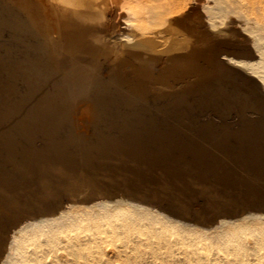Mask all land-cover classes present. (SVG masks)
I'll return each instance as SVG.
<instances>
[{"label": "bare ground", "instance_id": "1", "mask_svg": "<svg viewBox=\"0 0 264 264\" xmlns=\"http://www.w3.org/2000/svg\"><path fill=\"white\" fill-rule=\"evenodd\" d=\"M13 4L11 5V6H13L14 4H15V6L17 7V9L19 10H23L25 13H26V17H27V15H28V18L30 19V22H31V24L35 27V29H37V31L38 32H40L39 34H41L42 33V31H43V28H46V25H47V27L49 28V31H50V38H48V40H47V42L50 44V45H48L47 43V45L48 46H50V48H51V50L53 49L56 53H57V55H58V52L59 51H61L60 49H62L63 50V48H65L66 50H74V51H77V50H82V52H87L86 53V55L87 54H92V56H94V60H95V58H101V61H103L102 63H104L103 65L105 66V69H103V70H101L102 72H103V76L104 77H102V78H108L109 77V75H111V73H113V72H115V71H120V73H121V71H122V76L121 77H119V80H120V82L122 83V81L124 82V84H126V85H128V88H130V92H131V90L132 91H135V92H131V93H137V92H140V91H143V90H145L146 92H147V89H145L146 87H149V89L150 88H152V89H155V90H157V96L159 95L158 94V91L160 92V91H165V92H169L170 94L171 93H173V92H179V94L178 95H181L180 93L181 92H189V91H191V90H193V89H195V91H196V88H202V90L204 89V87H207L206 85L208 84V83H210V81H212L213 79H216L217 77L219 78V76H227V78H228V76H231V77H234L235 79H238L239 80V83L240 84H242L241 83V80L243 81H247V82H251V83H253V87L255 88V91H257L258 93V95H261L262 97H264V0H10ZM15 8V7H14ZM126 11H124V13H126V14H122L123 13V9ZM14 10V9H13ZM7 11V10H6ZM49 11H53L54 12V16H55V18L53 17V19L51 18L50 20H47L46 22H47V24L44 26L43 24H42V18L44 17L45 19L44 20H46L48 17V15H47V13L49 12ZM122 11V12H121ZM22 12V11H21ZM24 13V14H25ZM22 17V16H21ZM23 18V17H22ZM25 19V18H24ZM26 21H27V18H26ZM9 23V22H8ZM29 23V22H28ZM25 24V23H24ZM31 26V25H30ZM32 26V27H33ZM23 27H24V25H23ZM32 27H30V28H32ZM100 28L102 29H105V30H103V32L105 31V32H107L105 35H101L100 33H99V31H100ZM34 29V30H35ZM48 30V29H47ZM102 32V31H101ZM4 33V32H3ZM18 33V32H17ZM45 34V33H44ZM13 37H15V36H13ZM21 37V36H20ZM41 37V36H40ZM44 37H45V35H44ZM46 39V38H45ZM1 41V40H0ZM41 42V41H40ZM41 44V43H40ZM1 45V44H0ZM15 45V44H14ZM42 45V44H41ZM6 47V46H5ZM32 47V46H31ZM29 48V47H28ZM8 49V48H7ZM11 49V48H10ZM37 49V48H36ZM5 50V49H4ZM18 51V50H17ZM44 51V50H43ZM74 51H72V52H74ZM69 52V51H68ZM78 52V51H77ZM81 52V51H80ZM80 52H78V53H80ZM85 52H84V55H85ZM41 53V52H40ZM52 53L54 54V52L52 51ZM63 53V52H62ZM70 53H71V51H70ZM77 53V54H78ZM61 54V53H60ZM77 54H75V56H77ZM52 55V54H51ZM64 55V54H63ZM79 55V54H78ZM80 55H81V53H80ZM83 55V54H82ZM81 55V56H82ZM83 55V56H84ZM40 56V55H39ZM56 56V55H55ZM74 56V57H75ZM82 56V57H83ZM88 56V55H87ZM90 56V58L92 57L91 55H89ZM16 57V56H15ZM49 57H51V56H49ZM68 57H69V54H68ZM18 58V57H17ZM44 58V57H43ZM53 58V57H52ZM51 58V59H52ZM55 58V57H54ZM56 58H59V56L58 57H56ZM60 58H61V56H60ZM78 58V57H77ZM73 58V60H71L70 59V61H71V64L68 66V68L65 70V74L64 75H66L67 76V78L69 77V85H70V88L72 87V89L71 90H74V89H77V82H79V80H80V78H79V80L77 81V79H73L76 75H79L81 72L80 71H82V68L83 67H85L86 66V64H85V66L83 65L84 63H82L83 61H81L80 59L81 58ZM85 58V57H84ZM64 59V58H63ZM62 59V60H63ZM85 59H88V58H85ZM96 59V60H97ZM21 60V59H20ZM36 60V59H35ZM60 60V59H59ZM65 60H67L66 58H65ZM64 60V61H65ZM91 60V59H90ZM24 61V60H23ZM22 61V62H23ZM36 61H38V60H36ZM56 61H58V60H56ZM55 61V62H56ZM70 61H68V63L70 62ZM98 61H100V60H97V62ZM100 61V62H101ZM51 62V61H50ZM60 62V61H59ZM67 62V61H66ZM84 62L86 63V61L84 60ZM93 62V61H92ZM94 62H96V61H94ZM1 63V62H0ZM43 63V62H42ZM63 63V62H62ZM4 64V63H3ZM2 64V65H3ZM16 64V63H15ZM44 64V63H43ZM57 64V63H56ZM93 64V63H92ZM95 64V63H94ZM98 64H99V62H98ZM5 65V64H4ZM29 65V64H28ZM49 65V64H48ZM51 65H53V67H54V65H55V63L52 61L51 63H50V65L49 66H51ZM57 65H60V63L59 64H57ZM89 65V64H88ZM88 65H87V67H88ZM102 65V66H103ZM36 66V65H35ZM47 66V65H46ZM49 66H47V67H49ZM63 65H61V67H62ZM67 66V65H66ZM66 66L65 67H63V69L64 68H66ZM93 66V65H92ZM96 66V65H95ZM100 66V64L98 65V67ZM37 67V66H36ZM53 67H51V68H53ZM58 67H60V66H58ZM93 68V67H92ZM3 69V68H2ZM30 69V68H29ZM56 70H58L57 68H55ZM62 69V68H61ZM88 69V68H87ZM90 69H91V66H90ZM99 69V68H98ZM102 69V68H101ZM45 70H48V69H46L45 68ZM54 70V69H53ZM60 70V69H59ZM84 70V69H83ZM93 70V69H92ZM92 70H90V71H92ZM100 70V69H99ZM12 71V70H11ZM17 71V70H16ZM44 71V70H43ZM52 71V70H51ZM98 71V70H97ZM1 72V71H0ZM45 72V71H44ZM54 72H55V70H54ZM83 72V71H82ZM89 72V71H88ZM87 72V73H88ZM116 72V73H117ZM12 73V72H11ZM41 73V72H40ZM39 73V74H40ZM49 73H50V69H49ZM56 73V72H55ZM60 73V72H59ZM63 73V72H62ZM85 73H86V70H85ZM84 73V75H87V74H85ZM93 73H95L94 71H93ZM92 73V74H93ZM100 73V72H99ZM21 74V73H20ZM38 74V73H37ZM38 74V75H39ZM45 74V73H44ZM48 74V73H47ZM51 74V73H50ZM53 74V73H52ZM57 74V73H56ZM61 74V73H60ZM60 74L58 75V78L60 79L62 76H60ZM109 74V75H108ZM115 74V73H114ZM118 74V73H117ZM8 75V74H7ZM10 75V74H9ZM43 75V74H42ZM49 75V74H48ZM96 75V74H95ZM121 75V74H120ZM20 76V75H19ZM47 76V75H46ZM53 76H55V75H53ZM57 76V75H56ZM60 76V77H59ZM65 76V77H66ZM89 76V75H88ZM90 76H94V75H90ZM89 76V77H90ZM100 76V75H99ZM15 77V76H14ZM35 77V76H34ZM39 77V76H38ZM43 77V76H42ZM49 77V76H48ZM64 77V76H63ZM79 77V76H78ZM84 77V76H83ZM82 77V78H83ZM113 77V76H112ZM112 77H111V79H112ZM118 77V76H117ZM116 75H115V77H113L115 80H116ZM51 78H52V76H51ZM57 78V77H56ZM66 78V80H68ZM93 78H95V77H93ZM8 79V78H7ZM18 79V78H17ZM35 79V78H34ZM46 79V78H45ZM89 79V78H88ZM220 79V78H219ZM20 80V79H19ZM48 80V79H47ZM46 80V81H47ZM82 80V79H81ZM85 80H86V77H85ZM90 81H91V79H89ZM93 80H96V79H93ZM108 80H110V79H108ZM223 81H224V78L222 79ZM222 80H220L219 82H221ZM229 80V79H228ZM228 80H227V85H228ZM30 81V80H29ZM32 81H33V79H32ZM36 81V80H35ZM54 81H55V79H54ZM63 81H65V80H63L62 79V82ZM101 81L102 80H100V83H101ZM104 81V80H103ZM118 81V78H117V80L116 81H114V83L115 82H117ZM38 82V81H37ZM37 82H36V84H37ZM40 82H44V80L43 81H40ZM49 82V81H48ZM84 82V81H83ZM99 82V81H98ZM110 82H112V80L110 81ZM215 82V81H214ZM218 82V81H217ZM3 84H4V82H2ZM26 83V82H25ZM30 84L32 83V82H29ZM55 83V82H54ZM57 83H58V81H57ZM59 83H61V82H59ZM85 83V82H84ZM88 83H90V82H88ZM97 83V82H96ZM96 83H95V85H96ZM99 83V84H100ZM225 83H226V81H225ZM224 83V84H225ZM35 84V83H34ZM41 84V83H40ZM39 84V85H40ZM47 83L45 82L44 83V85H46ZM63 84V83H62ZM61 84V85H62ZM94 84V83H93ZM214 84V83H213ZM220 84H223V82L222 83H220ZM244 84V83H243ZM1 85V84H0ZM9 85V84H8ZM15 85V84H14ZM28 85V84H27ZM33 84H31V86H32ZM52 85V83L49 85V86H51ZM54 85H56V84H54ZM58 85V84H57ZM56 85V86H57ZM60 85V84H59ZM63 85H65V84H63ZM91 86H92V81H91V84H90ZM105 85H106V83H105ZM117 85V84H116ZM217 85V84H216ZM226 85V84H225ZM227 85H226V87H227ZM38 86V85H37ZM41 86V85H40ZM48 86V87H49ZM66 86V85H65ZM79 86V85H78ZM82 86V85H81ZM101 86H102V84H101ZM107 86V85H106ZM106 86H104L103 85V87H105V89H106ZM223 86V85H222ZM242 86V85H241ZM245 86H246V84H245ZM10 87V86H9ZM28 87H30V86H28ZM33 87V86H32ZM44 87V86H43ZM43 87L41 88V89H43ZM46 87H47V85H46ZM61 87V86H60ZM84 87V86H83ZM103 87H102V89H103ZM108 87V86H107ZM121 87V86H120ZM118 88V89H121V88ZM209 87V86H208ZM212 87H214V85L212 86ZM248 87V86H247ZM252 87V86H251ZM12 88V87H11ZM10 88V89H11ZM53 88H54V86H53ZM57 88V87H56ZM65 88V87H64ZM79 88V87H78ZM84 88H86V86L84 87ZM88 88V87H87ZM87 88L85 89V90H87ZM90 88V87H89ZM89 88H88V91H89ZM96 88H99V87H96ZM101 88V87H100ZM220 88V87H219ZM245 88V87H244ZM28 89V88H27ZM38 89H39V87H38ZM37 89V90H38ZM52 89V88H51ZM50 89V90H51ZM58 89H60L59 87H58ZM58 89H52L50 92H48L47 94H46V92L47 91H49V89L47 88H45V90H47V91H44L45 92V94H46V96L44 97L43 95H42V98H43V100H40L41 98H40V96H39V98L37 97L36 98V101H38V100H40V103H39V105H38V102H37V104H35V105H38V106H36V108H34V110H33V112L32 113H30L28 110V112L30 113V114H32V115H30L29 117H28V120H26L25 118L26 117H21L20 116V118H22V119H20V121H22L23 119L24 120H26V121H24V123L26 122V126H25V128H27V129H30L31 131L34 129V126L33 125H35V124H33V122H35V121H33L32 119H34L36 116H40V115H46V114H49V113H52V112H56L57 110H59L60 108H62V106H63V100L65 99V98H63V92L62 93H60V91L58 90ZM91 89V88H90ZM122 89H125V88H122ZM151 89V90H152ZM216 89V88H215ZM227 89V88H226ZM247 89V88H246ZM246 89H244V90H246ZM249 89V88H248ZM23 90H24V88H23ZM30 90H32V89H30ZM35 90V89H34ZM34 90H33V92H34ZM67 90H68V87H67ZM79 90V89H78ZM84 90V89H83ZM104 90V89H103ZM109 90V89H108ZM108 90H104L105 92L106 91H108ZM113 90V89H112ZM126 90H128V89H126ZM216 90H219V89H216ZM221 90H222V87H221ZM220 90V91H221ZM243 89L241 88V91H242ZM27 91H29V90H27ZM26 91V92H27ZM77 91V90H76ZM76 91H73V92H76ZM92 91V93H93V90H91ZM91 91H90V93H91ZM95 91V90H94ZM98 91H99V89H98ZM100 91H102L101 89H100ZM153 91V90H152ZM204 91H206V90H204ZM203 91V92H204ZM209 91V90H208ZM208 91H206V92H208ZM226 91V90H225ZM248 91V90H247ZM249 91H251V90H249ZM26 92H23L22 91V93H26ZM43 92V93H44ZM67 92V91H66ZM71 92V91H70ZM73 92H71V93H73ZM85 91H83V93H84ZM103 92V91H102ZM101 92V93H102ZM114 93H115V91H113ZM118 92V91H117ZM123 92V91H122ZM124 92H126V91H124ZM123 92V93H124ZM153 92H155V91H153ZM194 92V91H193ZM198 92V91H197ZM201 92V91H200ZM217 92H219V91H217ZM217 92H215V93H217ZM229 92V91H228ZM231 92V91H230ZM232 92H234V91H232ZM15 93H17V92H15ZM86 94H87V92H85ZM96 92H94V94H95ZM99 93V92H98ZM97 93V94H98ZM114 93H112V94H114ZM119 93V92H118ZM118 93H115V94H118ZM121 93V92H120ZM142 93V92H141ZM149 93H151V92H149ZM184 93V94H185ZM250 93H252V91L250 92ZM249 93V94H250ZM21 96H23L21 93H19ZM30 93H28L27 95H29ZM44 94V95H45ZM96 94V95H97ZM104 95H105V93H103ZM111 94V95H112ZM128 94H129V91H128ZM143 94V93H142ZM163 94V97L165 96L164 95V93H162ZM166 94V93H165ZM204 94V93H203ZM210 94H213V93H210ZM209 94V95H210ZM218 94V93H217ZM221 94V93H220ZM225 95H226V93H224ZM233 94V93H232ZM253 94H255V93H253ZM18 95V94H17ZM19 95V96H20ZM77 95V94H76ZM75 95V96H76ZM88 95V94H87ZM99 95V94H98ZM107 95H110L109 94V92H108V94ZM107 95H105L106 97H107ZM118 95H120V94H118ZM125 95H127V92H126V94ZM133 95V94H132ZM135 95H137V94H135ZM156 94L154 93V95L152 94V98L154 99V97L153 96H155ZM161 95V94H160ZM159 95V96H160ZM178 95H174V96H178ZM202 95V94H201ZM231 95V94H230ZM252 95V94H251ZM30 96V95H29ZM32 96V95H31ZM36 96V95H35ZM65 96H68L67 97V100H68V98H69V96L70 95H65ZM81 96H84V95H81L80 94V99L82 98ZM94 96V95H93ZM123 96V95H122ZM129 96V95H128ZM139 96H140V93H139ZM144 96V95H143ZM145 96H146V93H145ZM162 96V95H161ZM167 96H168V94H167ZM167 96H165V97H167ZM185 96V95H184ZM190 96V95H189ZM191 96H193V94L191 95ZM195 96V95H194ZM200 96V95H199ZM198 96V97H199ZM208 96V95H207ZM214 96V95H213ZM218 96V95H217ZM228 96H229V94H228ZM236 96V95H235ZM241 96V95H240ZM256 96V95H255ZM12 97V96H11ZM24 97H25V95H24ZM26 97H28V96H26ZM85 98H86V96H84ZM88 97H90V96H88ZM91 97H92V95H91ZM95 97V96H94ZM101 97V96H100ZM103 97V96H102ZM105 97V98H106ZM112 97H113V95H112ZM111 97V98H112ZM118 97V96H117ZM172 97V96H171ZM171 97H170V99H171ZM202 97H203V95H202ZM230 97V96H229ZM229 97H227V98H229ZM232 98H235V97H233V96H231ZM230 97V98H231ZM258 97V96H257ZM16 98V97H15ZM23 98V97H22ZM29 98V97H28ZM31 98V97H30ZM74 98V97H73ZM96 98H97V96H96ZM108 98V97H107ZM116 98V97H115ZM120 98V97H119ZM126 98V97H125ZM133 98V97H132ZM136 98H138L137 96L135 97V99ZM140 98V97H139ZM144 98V97H143ZM146 98V97H145ZM148 98V97H147ZM149 98H150V96H149ZM159 98V97H158ZM157 98V99H158ZM162 98V97H161ZM175 98V97H174ZM174 98L172 97V100L174 101L173 102V105H174V103H175V101L177 100L176 98V100H174ZM178 99L180 98V97H177ZM196 98H197V96H196ZM195 98V99H196ZM201 98V97H200ZM206 98V97H205ZM215 98V97H214ZM219 98H220V96H219ZM222 98V97H221ZM254 98V97H253ZM24 99V98H23ZM33 99V98H32ZM72 99V98H71ZM78 99V98H77ZM94 99V98H93ZM104 99V98H103ZM102 99V100H103ZM118 99V98H117ZM116 99V100H117ZM121 100H123L122 98H120ZM119 99V100H120ZM127 99V98H126ZM129 100H130V98H128ZM135 99H133L134 101H135ZM141 99V98H140ZM155 99H156V97H155ZM168 99V98H167ZM212 99V98H211ZM236 99V98H235ZM238 99V98H237ZM243 99V98H242ZM259 99H261V98H259ZM19 100V99H18ZM17 100V101H18ZM35 100V99H34ZM75 100H76V98H75ZM82 101L83 100H85V99H81ZM90 100H92V99H90ZM99 100V99H98ZM132 100V101H133ZM137 100V99H136ZM151 101H152V99H150ZM166 99H164V101H165ZM186 100H189V99H186ZM201 100V99H200ZM203 100V99H202ZM210 100V99H209ZM216 100V99H215ZM213 101V102H215V103H217L216 101ZM225 100V99H224ZM224 100H223V103H224ZM230 100V99H229ZM254 100H255V98H254ZM20 101H22V100H20ZM19 101V102H20ZM26 101H28V100H26ZM95 101V100H94ZM143 101H144V99H143ZM168 101V100H167ZM171 101V100H170ZM170 101H168V102H170ZM178 101H181V100H178ZM183 101V100H182ZM199 101V100H198ZM211 101V100H210ZM220 101H222V100H220ZM231 101V100H230ZM233 101V100H232ZM260 102L262 101V100H259ZM19 102H18V105H21V104H19ZM31 102V101H30ZM66 102H68L69 103V101H66ZM79 102V101H78ZM102 102L103 101H101V104H102ZM105 102V101H104ZM118 102V101H117ZM130 102H131V100H130ZM135 102H138V100L137 101H135ZM153 102V101H152ZM154 102H156V101H154ZM172 102V101H171ZM192 102V101H191ZM196 102V101H195ZM201 102V101H200ZM205 102V101H204ZM203 102V103H204ZM234 102V101H233ZM233 102H232V104H233ZM242 102V101H241ZM252 102H254L253 100H252ZM256 102H258V101H256ZM255 102V103H256ZM13 103V102H12ZM11 103V104H12ZM15 103V102H14ZM34 103V102H33ZM36 103V102H35ZM68 103H65L64 105H66V104H68ZM71 103V102H70ZM74 103V102H73ZM80 103V102H79ZM78 103V104H79ZM89 103V102H88ZM92 103V102H91ZM110 103L111 102H109V104H106L107 105V108H108V106L110 105ZM113 103V102H112ZM118 103H120V102H118ZM117 103V104H118ZM124 103H125V101H124ZM126 103H127V101H126ZM125 103V104H126ZM139 103V102H138ZM143 103V102H142ZM147 103H148V105H149V100H148V102H146V105H147ZM164 103V102H163ZM180 103H182V102H180ZM189 103V102H188ZM187 103V104H188ZM206 103V102H205ZM214 103V104H215ZM228 103V102H227ZM81 105H82V103H80ZM90 104V103H89ZM89 104H87L86 103V105H82V107H83V109H85L86 111L88 110L89 111V109L91 110V109H96V108H98V106H99V104L97 105V103L95 104V103H92V105H89ZM104 104V103H103ZM102 104V106H104ZM120 104H122V103H120ZM128 104V103H127ZM137 104V103H136ZM144 104H145V102H144ZM152 104V103H151ZM156 104V103H155ZM154 104V105H155ZM158 104V103H157ZM160 104V103H159ZM176 104H177V102H176ZM186 104V103H185ZM191 104V103H190ZM209 104V103H208ZM219 104V103H218ZM222 104V103H221ZM231 104V105H232ZM261 104V103H260ZM259 104V105H260ZM7 105V104H6ZM16 105V104H15ZM14 105V106H15ZM17 105V106H18ZM29 105V104H28ZM27 105V106H28ZM32 105V104H31ZM70 105V104H69ZM106 105H105V107L104 108H106ZM112 105H114V103L113 104H111V106ZM116 105V104H115ZM123 105V104H122ZM153 105V104H152ZM151 105V106H152ZM161 105H162V99H161ZM167 105V103L165 102V106ZM168 105H170V104H168ZM195 105V104H194ZM199 105H200V103L198 104V106L196 107V106H194V108L196 107V108H199ZM207 105V104H206ZM225 105V104H224ZM236 105V104H235ZM234 104H233V106H235ZM240 105H242V104H240ZM244 105V104H243ZM242 105V106H243ZM259 105H256V106H259ZM263 105V104H262ZM8 106H9V104H8ZM24 107H25V105H23ZM32 106H34V105H32ZM101 106V105H100ZM101 106V107H102ZM126 106V105H125ZM133 107H134V109H135V107H136V105L134 106V105H132ZM150 106V105H149ZM158 106V105H157ZM165 106H163V107H165ZM191 106V105H190ZM205 106V105H204ZM211 106V105H210ZM213 106V105H212ZM221 106V105H220ZM223 106V105H222ZM222 106H221V108H222ZM238 106V105H237ZM245 106V105H244ZM249 106V105H248ZM12 107H13V104H12ZM11 107V108H12ZM23 107V108H24ZM29 107H31V106H29ZM66 107V106H65ZM64 107V108H65ZM72 106H70V108H71ZM75 107V106H74ZM77 107V106H76ZM100 107V108H101ZM115 107V106H114ZM132 107V108H133ZM137 107H139V106H137ZM136 107V109L138 110L139 108H137ZM143 107H144V105H143ZM142 107V108H143ZM153 107V106H152ZM168 108L169 107H172V106H167ZM186 107V106H185ZM187 107H189V104H188V106ZM213 107H216V106H213ZM219 107V106H218ZM218 107H216V108H218ZM228 107V106H227ZM239 107V106H238ZM8 108V107H7ZM14 108H16V107H14ZM20 108V107H19ZM19 108H18V110H19ZM22 108V107H21ZM22 108V109H23ZM32 108V107H31ZM30 108V109H31ZM66 108H68V106L66 107ZM65 108V109H66ZM111 109H109V110H112V108L113 107H110ZM116 109L118 108V106H116L115 107ZM114 108V109H115ZM124 108V107H123ZM126 108V107H125ZM127 108H128V106H127ZM129 108H130V106H129ZM131 108V109H132ZM175 108H176V106H175ZM180 108V107H179ZM192 109H193V106L191 107ZM203 108V107H202ZM225 108V107H224ZM241 108V107H240ZM263 108V107H262ZM9 109V108H8ZM24 109H26V108H24ZM23 109V110H24ZM29 109V108H28ZM64 109V110H65ZM79 109V108H78ZM81 109V108H80ZM121 109H122V106H121ZM146 109V108H145ZM153 109V108H152ZM167 109V108H166ZM181 109H182V107H181ZM191 109V110H192ZM209 109V108H208ZM220 109V108H219ZM238 109V108H237ZM237 109H235L236 111H237ZM243 109V108H242ZM250 109V108H249ZM248 109V110H249ZM16 110H17V108H16ZM61 110V109H60ZM59 110V111H60ZM64 110L62 111V112H64ZM73 110V109H72ZM76 110V109H75ZM92 110V111H93ZM101 110V109H100ZM103 110V109H102ZM129 110V109H128ZM133 110V109H132ZM131 110V112H132V114H133V111ZM154 110V109H153ZM171 110V109H170ZM177 110V109H176ZM179 110V109H178ZM190 109H188L187 111H189ZM190 110V111H191ZM194 110V113H191V114H195V109H193ZM200 110V109H199ZM206 110V109H205ZM210 110H212L211 108H210ZM221 110V109H220ZM232 110H234V108L232 109ZM238 110H240V109H238ZM245 111H246V109H244ZM6 111V110H5ZM5 111H4V113H5ZM14 111V110H13ZM21 112H22V110H20ZM24 111H26V110H24ZM26 111V112H27ZM82 111V110H81ZM91 111V112H92ZM95 111V110H94ZM105 111H107V110H105ZM122 111H124V110H122ZM122 111H118V114H120L119 112H121V114L123 113ZM136 111V110H135ZM147 111V110H146ZM150 112L152 111V110H149ZM149 111H148V113H149ZM155 111H157V110H155ZM168 111V110H167ZM166 111V112H167ZM182 111V110H181ZM186 111V110H185ZM185 111H184V113H185ZM186 111V112H187ZM225 111V110H224ZM11 112H12V110H11ZM10 112V113H11ZM16 112V111H15ZM68 112H70V109H69V111ZM72 112V111H71ZM70 112V113H71ZM76 112V111H75ZM75 112H73V113H75ZM102 112V111H101ZM101 112H100V114H101ZM127 111H126V109H125V113H126ZM159 112H162V110L161 111H159ZM164 112V111H163ZM161 113V114H164V113ZM170 112V111H169ZM169 112L168 113H165V114H169ZM172 112H174V111H172ZM178 112V111H177ZM193 112V111H192ZM197 112H199V111H197ZM203 112V111H202ZM223 112V111H222ZM227 112H228V109H227ZM239 112H241V111H239ZM249 112V111H248ZM4 113H2L3 115H4ZM9 113V112H8ZM8 113H5V114H7L8 115V117H9V114ZM16 113H18V112H16ZM15 113V115H17ZM77 113V112H76ZM97 115L99 114L98 113V109H97ZM105 113V112H104ZM103 113V114H104ZM109 113V112H108ZM136 113V112H135ZM138 113H139V110H138ZM142 113V112H141ZM147 113V112H146ZM154 113H156V112H154ZM157 113H158V111H157ZM171 113V112H170ZM176 113V112H175ZM174 113V114H175ZM181 113L182 112H180V115H181ZM210 113V112H209ZM212 113V112H211ZM238 113V112H237ZM236 113V114H237ZM250 113V112H249ZM65 114V113H64ZM69 114V113H68ZM72 114V113H71ZM79 114V113H78ZM81 114V113H80ZM88 114V113H87ZM87 114H85V111H84V114H83V116H85V115H87ZM95 114V113H94ZM109 114H111V112L109 113ZM113 114V113H112ZM115 114V113H114ZM124 114V113H123ZM122 114V115H123ZM177 114V113H176ZM176 114L174 115L175 116V118H176ZM179 114V113H178ZM178 114H177V117H178ZM190 114V113H189ZM200 114V113H199ZM213 114V113H212ZM212 114H210V116L212 115ZM215 114V113H214ZM239 114V113H238ZM248 114V113H247ZM246 114V115H247ZM262 114V113H261ZM18 115H19V113H18ZM17 115V116H18ZM25 115H27V113L26 114H24L23 116H25ZM44 115V116H45ZM56 115V114H55ZM70 115V114H69ZM82 115V114H81ZM92 115V114H91ZM106 115V114H105ZM125 116H126V114H124ZM129 115V114H128ZM140 115V114H139ZM138 115V116H139ZM152 115L154 116V114L152 113ZM152 115H150V116H152ZM155 115H157V116H160V115H158V114H155ZM166 115V116H167ZM171 115H173V114H171ZM206 115V114H205ZM216 115V114H215ZM214 115V116H215ZM218 115V114H217ZM224 115V114H223ZM225 115H227V114H225ZM252 115V114H251ZM254 115H255V112H254ZM257 115H259V114H257ZM257 115H255V116H257ZM11 116V115H10ZM16 116V117H17ZM43 116V117H44ZM50 116H52V114L50 115ZM59 116V115H58ZM57 115H56V117H58ZM60 116H62L61 114H60ZM63 116H66V114L65 115H63ZM80 116V115H79ZM78 116V117H79ZM95 116V115H94ZM102 116V118H104V115H101ZM141 116V115H140ZM149 116V117H150ZM165 116V117H166ZM174 116H173V119H175L174 118ZM182 116L184 117V115L182 114ZM185 116H186V114H185ZM192 116V115H191ZM206 116H209L208 114L206 115ZM264 116V115H263ZM15 117V116H14ZM14 117H11V119L13 118L14 119ZM42 117V118H43ZM54 117V116H53ZM53 117H51V118H53ZM55 117V118H56ZM70 117V122L72 123V121H71V115L69 116ZM73 117H75L74 115H73ZM87 117V119H88V121H89V116H86ZM100 117V116H99ZM98 117V118H99ZM111 117H115V116H111ZM124 117V116H123ZM122 116H121V119L123 118ZM127 117V116H126ZM132 117V116H131ZM136 117V116H135ZM147 117V116H146ZM155 117V116H154ZM153 117V118H154ZM165 117H163V118H165ZM204 117V116H203ZM212 118H213V116H211ZM218 117V116H217ZM238 117H240V116H238ZM248 117V116H247ZM250 117V116H249ZM248 117V118H249ZM253 117V116H252ZM258 117V116H257ZM256 117V118H257ZM4 118H5V116H4ZM4 118H3V120H4ZM7 118V117H6ZM36 118H38V117H36ZM47 117L45 116V120H47L46 119ZM51 118H49V120L48 121H50L51 120ZM54 118V119H55ZM60 118V117H59ZM66 117H64V119H65ZM77 117H75V119H76ZM80 118H82V116L80 117ZM79 118V119H80ZM96 119H98L97 117H95ZM107 119H109V115H107V117H106ZM153 118H151V120H153ZM170 118H171V116H170ZM170 118H168V119H170ZM186 118H188V116L186 117ZM186 118H184V120L186 119ZM193 118V117H192ZM202 118V117H201ZM207 118V117H206ZM210 118V117H209ZM215 118V117H214ZM224 118V117H223ZM39 119V118H38ZM53 119V120H54ZM62 118H60V120H61ZM64 119H62V120H64ZM67 119V118H66ZM74 119V118H73ZM92 119H94V118H92ZM114 119H116V117L114 118ZM113 119V120H114ZM119 119H120V116H119ZM129 119H132V118H129ZM137 118H135V120H136ZM138 119H140V117L138 118ZM142 119V118H141ZM140 119V120H141ZM144 119V118H143ZM142 119V120H143ZM147 119H148V117H147ZM147 119H145V120H147ZM154 119H156V118H154ZM190 119V118H189ZM251 119H253V118H251ZM255 119V118H254ZM9 120V119H8ZM15 120V119H14ZM36 120V119H35ZM40 120H41V118H40ZM53 120H51V121H53ZM59 120V121H60ZM95 120V119H94ZM93 120V121H94ZM100 119H98V121H99ZM104 120L105 119H103V123H104ZM112 120V122H114ZM118 120V119H117ZM123 120V119H122ZM157 120V119H156ZM161 120H163L162 118H161ZM165 120V119H164ZM166 120H167V118H166ZM194 120H196V119H194ZM205 120V121H204ZM203 121H204V123L207 121L206 119H204ZM209 120H211V119H208V121ZM212 120H214V119H212ZM218 120V119H217ZM239 120V119H238ZM250 120V119H249ZM59 121H56V122H58L59 123ZM74 121V120H73ZM79 121H81V120H79ZM97 121V120H96ZM95 121V124L97 123ZM101 121V120H100ZM99 121V122H100ZM116 121V120H115ZM158 121V120H157ZM168 121H170V120H168ZM172 121V120H171ZM183 121V120H182ZM203 121H202V123H203ZM254 121V120H253ZM259 122H260V120H258ZM0 122H2V121H0ZM5 122H8L7 121V119H6V121ZM41 122H43V120L41 121ZM61 122V121H60ZM67 122V121H66ZM65 122V123H66ZM76 122H77V120H76ZM81 122H85V121H81ZM91 122V124H89V125H93L92 124V121H90ZM102 122V121H101ZM100 122V123H101ZM106 122V121H105ZM107 122H110V121H107ZM106 122V123H107ZM118 122H120V121H118ZM117 122V123H118ZM138 122H141V121H138ZM145 122V121H144ZM148 122V121H147ZM150 122H152V121H150ZM159 122H160V120H159ZM163 122H165V121H163ZM162 122V123H163ZM173 122H174V120H173ZM173 122H170V123H173ZM175 122H177V121H175ZM180 121H178V123H179ZM186 122V121H185ZM184 122V123H185ZM190 122V121H189ZM196 122V121H195ZM198 122H199V120H198ZM200 122H201V120H200ZM211 122V121H210ZM218 122H220V125H221V122H222V120L220 119V121H218ZM217 122V123H218ZM230 122V121H229ZM233 122H235V121H233ZM243 122H244V120H243ZM10 123V122H9ZM8 123V124H9ZM15 123H17V122H15ZM21 123V122H20ZM44 123V122H43ZM46 123H48V122H45V124ZM50 123V122H49ZM53 123V122H52ZM70 123V124H71ZM80 123V122H79ZM94 123V122H93ZM106 123H104V124H106ZM141 123H143V122H141ZM181 123V122H180ZM184 123H183V125H184ZM191 123V126H193L192 125V122H190ZM230 123H232V122H230ZM236 123V122H235ZM7 123H5L4 125H6ZM7 124V125H8ZM18 124V123H17ZM39 124H41L40 122L38 123V125ZM45 124H44V126H45ZM54 124V123H53ZM75 124V123H74ZM73 124V125H74ZM83 124V123H82ZM98 124V123H97ZM96 124V125H97ZM110 124V123H109ZM114 124V123H113ZM128 124H130V123H128L127 122V126H128ZM131 124H132V122H131ZM155 124V123H154ZM158 125H159V123H157ZM157 124H155L156 126H157ZM182 124V123H181ZM186 124V123H185ZM200 124V123H199ZM207 124V123H206ZM212 124V123H211ZM210 124V125H211ZM219 124V123H218ZM226 124H227V122H226ZM234 124V123H233ZM232 124V125H233ZM253 124H254V122H253ZM260 124V123H259ZM261 124H262V121H261ZM10 125V124H9ZM19 125V124H18ZM17 125V126H18ZM72 125V124H71ZM72 125V126H73ZM75 125H77V124H75ZM88 125V124H87ZM86 125V126H87ZM101 125H103L102 123H101ZM118 125V124H117ZM117 125H115L114 124V126H117ZM120 125V124H119ZM119 125H118V127H119ZM133 125H135V124H132V126L131 127H133ZM142 125H145V124H142ZM150 125V124H149ZM151 125H152V123H151ZM168 125V123L166 124V126ZM187 125V124H186ZM202 125V124H201ZM213 125V124H212ZM228 125V124H227ZM230 125V124H229ZM246 125V124H245ZM11 126V125H10ZM21 126V125H20ZM22 126H23V123H22ZM23 126V127H24ZM36 126V125H35ZM47 126V125H46ZM45 126V127H46ZM49 127H51L52 128V126H50V125H48ZM54 126V125H53ZM58 125L56 124V127H57ZM62 126H64L63 125V122H62ZM61 125H60V127H62ZM70 126V125H69ZM85 126V125H84ZM108 126V125H107ZM113 126V125H112ZM121 126H122V124H121ZM123 126H124V124H123ZM155 126V127H156ZM161 126V125H160ZM168 126H170V124L168 125ZM174 125H171V127H173ZM197 126H199V125H197ZM214 127L216 126V125H213ZM213 126H211V127H213ZM219 126V125H218ZM217 126V127H218ZM223 126V125H222ZM231 126V125H230ZM234 126V125H233ZM239 126V125H238ZM251 126V125H250ZM249 126V127H250ZM4 127V126H3ZM7 127H9V126H7ZM6 127V128H7ZM12 127H16V125L14 126V124H13V126ZM19 127V126H18ZM39 127V126H38ZM37 127V128H38ZM55 127V126H54ZM55 127V128H56ZM59 127V126H58ZM71 127V126H70ZM74 128H75V126H73ZM73 127L71 128V129H73ZM77 127V126H76ZM87 127H89V126H87ZM97 126H95L94 128H96ZM98 127L99 128H101V126H99L98 125ZM105 127V126H104ZM111 127V126H110ZM130 126H128V128H129ZM137 127H138V125H137ZM137 127H136V129H137ZM142 127V126H141ZM146 128V131H147V125L145 126ZM158 127V126H157ZM171 127H169V128H171ZM179 127V126H178ZM177 127V128H178ZM180 127H181V125H180ZM190 127V126H189ZM203 127V126H202ZM207 127V126H206ZM213 127V128H214ZM221 127V126H220ZM244 127V126H243ZM1 128V127H0ZM21 128V127H20ZM36 128V127H35ZM36 128V129H37ZM43 128V125H42V127H41V129ZM80 128V127H79ZM85 128V127H84ZM90 128V129H89ZM89 128H87V130L89 129V130H91V132L93 131V129L91 128V127H89ZM103 128V127H102ZM139 128V127H138ZM153 128V127H152ZM159 128V127H158ZM161 128H162V126H161ZM167 127H165V129H166ZM176 128V129H177ZM182 128V127H181ZM184 128V127H183ZM182 128V129H183ZM199 128V127H198ZM246 129L248 128L247 126L245 127ZM262 128V127H261ZM264 128V127H263ZM8 129V128H7ZM16 129H18L17 127H16ZM22 129V128H21ZM35 129V130H36ZM62 129H64V127L62 128ZM61 129V131L63 132V130ZM65 129H68V127H66ZM70 129V130H71ZM76 129V128H75ZM74 129V130H75ZM104 129V128H103ZM107 129H108V127H107ZM106 129V130H107ZM121 129H122V127H121ZM139 129H141V128H139ZM160 129V128H159ZM158 129V130H159ZM163 129V128H162ZM175 129V130H176ZM187 129V128H186ZM193 129V128H192ZM208 129V128H207ZM245 129V130H246ZM258 128H256V130H257ZM2 130V129H1ZM9 130V129H8ZM12 130V128L10 129V131ZM25 130V129H24ZM43 130H45V129H43ZM48 131H49V128L47 129ZM53 129H51V131H52ZM56 130V129H55ZM58 130H60V128H58ZM58 130L56 131V133L58 132ZM78 130V129H77ZM80 130H82V128L80 129ZM84 130V129H83ZM87 130H85L86 131V133H87ZM99 130H101V129H99ZM110 129H108L107 131H109ZM113 130H117L116 128L114 129L113 128ZM120 130V129H119ZM123 130L124 131H126L124 128H123ZM129 130V129H128ZM127 130V131H128ZM135 130V129H134ZM133 130V131H134ZM142 130H143V127H142ZM149 130H151V129H149ZM173 130H174V127H173ZM178 130V129H177ZM185 130V129H184ZM201 130H203V129H201ZM200 130V131H201ZM209 131H210V129H208ZM212 131H213V129H211ZM219 130V129H218ZM222 130H224V129H222ZM229 130H231V129H229ZM241 130V129H240ZM242 130H243V128H242ZM250 130V129H249ZM4 131V129L2 130V132ZM16 131V130H15ZM19 131H21V130H19ZM19 131H17L18 133H19ZM34 131V130H33ZM39 131H41V130H39ZM46 131V130H45ZM44 131V132H45ZM68 131V130H67ZM72 131V130H71ZM70 131V132H71ZM76 131V130H75ZM74 131V132H75ZM97 131H98V129H97ZM102 131V130H101ZM112 131V130H111ZM120 131H122V130H120ZM130 131H131V129H130ZM140 131V130H139ZM152 131H153V129H152ZM155 131H157V130H155ZM154 131V132H155ZM181 131V130H180ZM190 131H191V129H190ZM193 131H195V130H193ZM199 131V130H198ZM197 131V132H198ZM207 131V130H206ZM234 131H238V130H234ZM234 131H233V133H234ZM7 132V131H6ZM16 132V134L19 136L20 134H18ZM23 132H25V131H23ZM26 132H27V130H26ZM35 132V131H34ZM37 132V134L39 135L40 133H38V131H36ZM60 132V131H59ZM59 132H58V134H59ZM73 132V131H72ZM84 132V131H83ZM90 132V133H91ZM96 132V131H95ZM129 132V131H128ZM127 132V133H128ZM154 132H153V134H154ZM160 132V131H159ZM158 132V133H159ZM171 132V131H170ZM174 132V131H173ZM172 132V133H173ZM186 132H188V130L186 131ZM215 132V131H214ZM230 132V131H229ZM253 132V131H252ZM259 132V131H258ZM257 132V133H258ZM260 132H261V130H260ZM0 133H1V131H0ZM11 133V132H10ZM20 133H22V132H20ZM28 133V132H27ZM61 133V132H60ZM65 135L67 134V133H65V132H63ZM76 133V132H75ZM74 133V134H75ZM89 133V134H90ZM99 133H101V132H99ZM104 133H105V131H104ZM108 133V132H107ZM109 133L111 134V132L109 131ZM109 133H108V135H109ZM118 133V132H117ZM116 133V134H117ZM121 133V132H120ZM125 132H122V134H124ZM126 133V137H128L127 134ZM132 132H130V134H131ZM135 133V132H134ZM133 133V134H134ZM137 133V132H136ZM135 133V134H136ZM140 133V132H139ZM143 133V132H142ZM141 133V134H142ZM145 133H147V132H145ZM165 133V132H164ZM163 133V134H164ZM180 133H182V132H180ZM184 133V132H183ZM194 133V132H193ZM202 134H203V132H201ZM200 133V134H201ZM206 133V132H205ZM5 133H2V135H4ZM16 134H14V136L16 135ZM43 134V133H42ZM48 134V133H47ZM46 134V135H47ZM50 134H51V132H50ZM49 134V135H50ZM55 134V133H54ZM68 134H69V132H68ZM77 134V133H76ZM75 134V135H76ZM79 134V133H78ZM81 134V133H80ZM119 134V133H118ZM121 134V135H122ZM129 134V135H130ZM150 134V133H149ZM152 134V133H151ZM152 134V135H153ZM169 134V133H168ZM177 134H179V133H177ZM184 134H187V133H184ZM190 134H191V132H190ZM190 134H189V136H190ZM212 134V133H211ZM232 134V133H231ZM256 134V133H255ZM7 135H9V133L7 134ZM6 135V136H7ZM11 135H12V133H11ZM16 135V136H17ZM22 135V134H21ZM26 135V134H25ZM28 135V134H27ZM38 135H35V136H38ZM48 135V136H49ZM60 135V134H59ZM62 135L63 134H61L60 136L62 137ZM74 135V136H75ZM82 135H86V134H82ZM94 135V134H93ZM113 135H114V132H113ZM137 135V134H136ZM136 135H134V136H136ZM151 135V136H152ZM158 135V134H157ZM172 135V134H171ZM183 135V134H182ZM196 135H199V134H197L196 133ZM204 135V134H203ZM205 135H207V134H205ZM217 135V134H216ZM216 135H214L215 137H216ZM249 135V134H248ZM248 135H247V137H248ZM257 135V134H256ZM259 135V134H258ZM10 136V135H9ZM13 136V135H12ZM14 136H13V138H14ZM15 136V137H16ZM24 136V135H23ZM28 136H30V131H29V135ZM27 136V137H28ZM40 136V135H39ZM42 136H44V135H42ZM47 136V137H48ZM51 136V135H50ZM56 136V135H55ZM67 136V135H66ZM70 136V135H69ZM80 136V135H79ZM78 136V137H79ZM89 136V135H88ZM92 136V135H91ZM97 136V135H96ZM95 136V137H96ZM103 136V135H102ZM106 136V135H105ZM110 136L112 137V135H109L108 137H109V140H110ZM116 136H118V135H116ZM115 136V137H116ZM133 136V135H132ZM133 136V137H134ZM143 136V135H142ZM141 135L139 136V139H140V137H142ZM148 136V135H147ZM160 136V135H159ZM165 136V135H164ZM167 136V135H166ZM181 136V135H180ZM179 136V137H180ZM185 136V135H184ZM191 136H193V135H191ZM190 136V137H191ZM194 136H195V134H194ZM210 136H212V135H209V137ZM213 136V137H214ZM232 136V135H231ZM238 136V135H237ZM240 136V135H239ZM245 136V135H244ZM249 136H252V134L251 135H249ZM8 137V136H7ZM25 137V136H24ZM57 137H59L58 135H57ZM56 137V138H57ZM65 137V136H64ZM87 137V136H86ZM94 137V138H95ZM99 137H100V135H99ZM98 137V138H99ZM114 137V136H113ZM118 137H120V136H118ZM123 137V136H122ZM133 137H131V138H133ZM138 137V136H137ZM146 137V136H145ZM145 137H143V139L145 138ZM153 137V136H152ZM151 137V138H152ZM161 137H162V134H161ZM173 137H175V135L173 136ZM177 137V136H176ZM175 137V138H176ZM183 137V136H182ZM182 137H181V139H182ZM195 137H198V136H195ZM194 137V138H195ZM200 137V136H199ZM205 137V136H204ZM256 137V136H255ZM259 137H260V135H259ZM4 138V137H3ZM6 138V137H5ZM4 138V139H5ZM10 138V140H12L11 139V136L9 137ZM19 138V137H18ZM21 138H22V141H23V137L21 136ZM29 138V137H28ZM33 138V137H32ZM35 138V137H34ZM38 138V137H37ZM36 138V139H37ZM48 138H50V137H48ZM51 138H53L54 140H55V138L54 137H51ZM63 138V137H62ZM70 138H72V137H70ZM77 138V137H76ZM75 138V139H76ZM83 138V137H82ZM89 138H91V137H89ZM94 138H93V140H94ZM102 138V137H101ZM103 138H107V136L106 137H104L103 136ZM129 138V137H128ZM135 138V137H134ZM133 138V139H134ZM147 138V137H146ZM145 138V140L146 141H148V139H146ZM148 138L150 139V137L148 136ZM166 138V137H165ZM168 138H169V136H168ZM172 138V137H171ZM171 138H170V140H171ZM201 138V137H200ZM212 138V137H211ZM217 138H218V136H217ZM250 138V137H249ZM26 139V138H25ZM30 139V138H29ZM28 139V140H29ZM39 139H40V137H39ZM43 139V138H42ZM53 139H51V140H53ZM73 139H74V137H73ZM78 139H80V138H78ZM84 139V138H83ZM82 139V141H84ZM96 139V138H95ZM112 139V138H111ZM118 139V138H117ZM124 138H122V140H123ZM126 139V138H125ZM142 139V138H141ZM157 139V138H156ZM160 139V138H159ZM162 139H164V138H162ZM173 139V138H172ZM177 139H178V137H177ZM176 139V140H177ZM184 139V138H183ZM185 139H186V137H185ZM214 139V138H213ZM255 139V138H254ZM3 140V139H2ZM2 140H0L1 142H2ZM9 140V141H10ZM13 140H15V139H13ZM18 140H20L21 141V139H18ZM16 141L15 140V142H18L19 143V141ZM27 140V139H26ZM35 140V139H34ZM34 140H32V142H34ZM38 140V139H37ZM41 140V139H40ZM44 141H45V139H43ZM58 140V139H57ZM63 140V139H62ZM61 140V141H62ZM69 141H70V139H68ZM77 140V139H76ZM81 140V139H80ZM79 140V141H80ZM100 140V139H99ZM102 140V139H101ZM105 140V139H104ZM107 140H108V138H107ZM129 140V142H130V139H128ZM132 140V139H131ZM144 140V141H145ZM193 140V139H192ZM196 140V139H195ZM201 140V139H200ZM199 140V141H200ZM261 140V139H260ZM5 141L7 142L8 140H6L5 139ZM4 141V142H5ZM25 141V140H24ZM30 141V140H29ZM49 141V140H48ZM64 141V140H63ZM63 141H62V144L64 145V143H63ZM72 141V140H71ZM73 141H75V140H73ZM72 141V142H73ZM91 141V140H90ZM95 141V140H94ZM97 141H98V139H97ZM112 142H113V140H111ZM140 141V140H139ZM159 141V140H158ZM173 141V140H172ZM171 141V142H172ZM184 141V140H183ZM212 141H214V140H212ZM225 141V140H224ZM227 141V140H226ZM239 141V140H238ZM246 141V140H245ZM249 141V140H248ZM250 141H251V139H250ZM258 141V140H257ZM10 142H12V141H10ZM31 142V143H32ZM43 142V141H42ZM53 142L54 141H52L51 143L53 144ZM55 142H56V140H55ZM65 142H67L66 140H65ZM89 142V141H88ZM92 142V141H91ZM103 142V141H102ZM116 142V141H115ZM114 142V143H115ZM119 142V141H118ZM118 142H116V144L118 143ZM123 141H121V143H122ZM124 142H125V140H124ZM132 142V141H131ZM136 142H138V141H136ZM156 142V141H155ZM155 142H154V144H155ZM161 142V141H160ZM160 142H158V143H160ZM171 142H170V144H171ZM176 142V141H175ZM174 142V143H175ZM181 142H182V140H181ZM185 142V141H184ZM183 142V143H184ZM187 142H188V140H187ZM187 142H185V143H187ZM193 141H191V143H192ZM210 142V141H209ZM208 142V144L210 145V143ZM242 142V141H241ZM262 142H264V141H261V143ZM12 143H14V142H12ZM21 143V142H20ZM19 143V144H20ZM24 144H25V142H23ZM28 143V142H27ZM30 143V144H31ZM36 143V142H35ZM48 143H50V142H48ZM77 143V142H76ZM79 143H81V142H79ZM87 143V142H86ZM85 142H84V144H86ZM90 143V142H89ZM100 143V142H99ZM98 142H97V144H99ZM104 143V142H103ZM102 143V144H103ZM120 143V144H121ZM152 142H150V144H151ZM165 143V142H164ZM163 143V144H164ZM198 143V142H197ZM202 144H205V143H203V142H201ZM223 143V142H222ZM226 143V142H225ZM224 143V144H225ZM234 142H232L231 144H233ZM255 143V142H254ZM18 144V145H19ZM41 145H42V143H40ZM40 144H39V146H40ZM44 144V143H43ZM66 144H68V142L66 143ZM72 144V143H71ZM69 145L68 147L70 148L72 145ZM83 144V143H82ZM88 144V143H87ZM93 144H96V142L95 143H93ZM101 144V143H100ZM101 144V145H102ZM105 144H106V141H105ZM109 144V143H108ZM108 144H106V145H108ZM111 144V143H110ZM109 144V145H110ZM113 144V143H112ZM115 144V145H116ZM119 144V145H120ZM126 144V143H125ZM127 144H128V142H127ZM140 144H142V142L140 143ZM139 144V145H140ZM149 144V145H150ZM162 144V143H161ZM167 144V143H166ZM179 144V143H178ZM207 144V143H206ZM207 144V145H208ZM214 144H216L217 145V143H214ZM243 144V143H242ZM245 144V143H244ZM264 144V143H263ZM1 145H4V144H2L1 143ZM9 145V144H8ZM11 145V144H10ZM9 145V146H10ZM12 145H14V144H12ZM11 145V146H12ZM23 145V144H22ZM45 145V144H44ZM55 145H57V143L55 144ZM62 145V147L64 148V147H66V146H63ZM78 144H76V146H77ZM104 145V144H103ZM108 145V146H109ZM114 145V144H113ZM115 145H114V147H115ZM118 145V147L120 148V146ZM129 145H135V144H129ZM143 145V144H142ZM147 145V144H146ZM145 145V146H146ZM153 145V144H152ZM168 145V144H167ZM176 145V144H175ZM229 145H230V143H229ZM234 145V144H233ZM238 145V144H237ZM240 145H241V143H240ZM249 145V144H248ZM25 146V149H26V146L27 147H31V146H28V144L26 145H24ZM24 146H22L23 147V149H24ZM48 146V145H47ZM46 145H45V147H47ZM74 146V145H73ZM80 146V145H79ZM84 146H88V145H84ZM90 146H93V145H91L90 144ZM105 146V145H104ZM107 146V147H108ZM122 146V145H121ZM124 146V145H123ZM122 146V149L126 146H124L123 147ZM155 146V145H154ZM159 146V145H158ZM165 146V145H164ZM169 146H171V145H169ZM168 146V147H169ZM186 146V145H185ZM184 146V147H185ZM195 146V145H194ZM197 146V145H196ZM198 146H199V144H198ZM203 146V145H202ZM204 146H206V145H204ZM212 146H214V145H212ZM220 146V145H219ZM224 146H226V145H224ZM228 146V145H227ZM243 146V145H242ZM245 146H246V144H245ZM261 146V145H260ZM3 147V146H2ZM4 147H7V144H6V146L4 145ZM3 147V148H4ZM15 147V146H14ZM20 147H21V145H20ZM41 147V146H40ZM49 147H51V145L49 144ZM54 146H52V148H53ZM101 147V146H100ZM106 147V148H107ZM111 147H112V145H111ZM116 147H117V145H116ZM149 147V146H148ZM150 147H151V145H150ZM163 147V146H162ZM181 147V149H182V146H180ZM200 147V146H199ZM229 147V146H228ZM241 147V146H240ZM255 147V146H254ZM258 147V146H257ZM13 148V147H12ZM12 148L10 149V150H12ZM28 148V149H29ZM32 148V150H33V147H31ZM37 148V147H36ZM36 148H34V150H36ZM48 148V147H47ZM47 148H45L44 150L46 151L47 150ZM60 148V147H59ZM63 148H61L62 149V151L61 152H63V150L65 149H63ZM75 149H76V147H74ZM73 148V150H75ZM91 148V147H90ZM89 148V149H90ZM94 148V147H93ZM93 148H91V149H93ZM105 147H103V149H106ZM146 148V147H145ZM153 148V147H152ZM159 148H161V147H159ZM165 148V147H164ZM173 149L175 148V147H172ZM177 148H178V146H177ZM185 148H187V147H185ZM194 148V147H193ZM201 148V147H200ZM203 148V147H202ZM208 148V147H207ZM207 148H205L206 150H208L209 148H213V147H209L208 149ZM218 148V147H217ZM216 148V149H217ZM250 148V147H249ZM253 148V147H252ZM262 148V147H261ZM5 149V148H4ZM8 148L6 149V150H9ZM27 149V150H28ZM38 149H39V147H38ZM43 149V148H42ZM49 149V148H48ZM54 149V148H53ZM57 149H58V147H57ZM60 149V150H61ZM71 150L70 151H73L72 150V148H70ZM78 149V148H77ZM80 149H81V146H80ZM79 149V150H80ZM84 149V151H86L85 150V147L83 148ZM83 149H82V151H83ZM99 149V148H98ZM102 149V148H101ZM116 149V148H115ZM121 149V148H120ZM124 149H126V148H124ZM135 149V148H134ZM140 149V148H139ZM139 149H138V151H139ZM171 149V148H170ZM172 149V150H173ZM181 149H180V151H181ZM184 149V148H183ZM192 149V148H191ZM247 149V148H246ZM254 149V148H253ZM255 149H256V147H255ZM254 149V150H255ZM260 149V148H259ZM15 150V149H14ZM17 150H18V148H17ZM30 151L29 152H31V149H29ZM44 150H43V152H44ZM67 150V149H66ZM78 150V151H79ZM97 150V149H96ZM107 150V149H106ZM105 150V151H106ZM111 149H109V151H110ZM149 150H152V149H149ZM155 150V149H154ZM153 150V151H154ZM162 150V149H161ZM165 150H167L166 148H165ZM196 150V149H195ZM198 150H199V148H198ZM215 150V149H214ZM244 150H245V148H244ZM256 150H258V149H256ZM260 150H262V149H260ZM259 150V151H260ZM13 151V150H12ZM11 151V152H12ZM20 151V150H19ZM19 151H16V152H19ZM24 151V150H23ZM36 151H38V150H36ZM40 151V150H39ZM68 151V150H67ZM77 151V150H76ZM83 151V152H84ZM89 151V150H88ZM93 151V150H92ZM91 151V153H93ZM99 151V150H98ZM97 151V152H98ZM114 151V150H113ZM120 151V150H119ZM125 150H123L122 152H124ZM136 151H137V149H136ZM140 151H141V149H140ZM139 151V152H140ZM169 150H167V152H168ZM178 151V150H177ZM187 151V150H186ZM218 151V150H217ZM246 151V150H245ZM3 152H5V151H3ZM9 153H10V151H8ZM15 152V153H16ZM25 152V151H24ZM24 152H22L21 154H23ZM29 152H27V154L26 153H24V155H22V159H23V156H27V158H29L28 156H29ZM47 152V151H46ZM58 152V151H57ZM57 152L56 153H54V156H55V154H57ZM69 152V151H68ZM73 152H75V151H73ZM100 152H102V151H100ZM100 152H99V154H100ZM103 152H104V150H103ZM111 152V151H110ZM109 152V153H110ZM115 152V151H114ZM127 152V151H126ZM133 152V151H132ZM171 152V151H170ZM170 152H168V153H170ZM194 152V151H193ZM201 153H202V151H200ZM199 152V153H200ZM211 152H213V151H211ZM215 152V151H214ZM226 152V151H225ZM253 152V151H252ZM256 152V151H255ZM258 152V151H257ZM262 152V151H261ZM1 153H2V151H1ZM7 152H5V154H6ZM13 153V152H12ZM12 153H11V155H12ZM15 153H13L14 155H15ZM38 153V152H37ZM36 153V154H37ZM48 153H51V152H49V150H48ZM48 153L45 155V156H47L48 155ZM67 152L65 151V154H66ZM84 153H88L87 151L86 152H84ZM83 153V154H84ZM91 153H89V158H91L90 156L92 155ZM113 153V152H112ZM117 153V152H116ZM131 153V152H130ZM136 153H138V152H136ZM142 153H144V152H142ZM141 153V154H142ZM158 153V152H157ZM156 152H155V154H157ZM174 153V152H173ZM183 153V152H182ZM187 153V152H186ZM189 153V152H188ZM196 153V152H195ZM194 153V154H195ZM205 153H206V151H205ZM260 153V152H259ZM3 154L4 153H2V156H3ZM32 154V156H34V152L33 153H31ZM31 154H30V156H31ZM42 154V153H41ZM41 154H38V155H41ZM59 155H61L60 153H58ZM71 154V153H70ZM69 154V155H70ZM81 155V156H84V155ZM94 154V153H93ZM102 154V153H101ZM104 154H107V151H106V153H104ZM122 154V153H121ZM129 154V153H128ZM148 154H150V153H148ZM160 154V153H159ZM171 154V153H170ZM176 154V153H175ZM174 154V155H175ZM193 154V155H194ZM198 154V153H197ZM214 154V153H213ZM247 154H248V152H247ZM251 154V153H250ZM1 155V154H0ZM14 155H12L11 156V159L13 158V156ZM16 155H18V153L16 154ZM15 155V156H16ZM63 155H64V153H63ZM67 156H69L68 155V153L66 154ZM65 155V156H66ZM73 155V154H72ZM75 155V154H74ZM80 155V154H79ZM113 155V154H112ZM117 154H115V156H116ZM120 155V154H119ZM118 155V156H119ZM132 155V154H131ZM136 155V154H135ZM144 155V154H143ZM143 155H142V157H143ZM146 155V154H145ZM165 155H166V151H165ZM168 156H169V154H167ZM167 155H166V158H167ZM179 155H180V152H179ZM182 155V154H181ZM189 155H192V153L191 154H189ZM189 155H187V156H189ZM200 155V154H199ZM211 155V154H210ZM258 155V154H257ZM256 155V156H257ZM264 155V154H263ZM6 156V155H5ZM4 156V157H5ZM31 156V157H32ZM41 156H44V155H41ZM52 156H53V154H52ZM53 156V157H54ZM65 156H62L63 158L65 157ZM66 156V157H67ZM77 156V155H76ZM75 156V157H76ZM80 156V159L82 158ZM109 156V155H108ZM111 156V155H110ZM114 156V155H113ZM133 156V155H132ZM150 156V155H149ZM148 156V157H149ZM152 156V155H151ZM160 156L162 157V155L160 154ZM160 156H158V157H160ZM177 156H178V154H177ZM183 156H185V155H183ZM195 156V155H194ZM209 156V155H208ZM207 156V157H208ZM245 156V155H244ZM4 157H3V159H4ZM8 157H10V154H7V161H9V160H11V159H9ZM18 158H20L19 156H17ZM40 157V156H39ZM39 157H37V158H39ZM48 157V156H47ZM46 157V158H47ZM50 158H51V156H49ZM56 157H58V155L56 156ZM66 157H65V160H64V162L66 161ZM72 157V156H71ZM78 157V156H77ZM104 157V156H103ZM107 157V156H106ZM105 157V158H106ZM122 157H123V155H122ZM128 157V156H127ZM131 157V156H130ZM130 157H129V159H130ZM135 157V156H134ZM156 157V156H155ZM160 157V158H161ZM196 157V156H195ZM199 157V156H198ZM210 157V156H209ZM253 157V156H252ZM26 158V157H25ZM34 158H36L35 156H34ZM43 158V157H42ZM69 158V157H68ZM67 158V159H68ZM73 158H74V156H73ZM95 158V157H94ZM115 158V157H114ZM117 158V157H116ZM115 158V159H116ZM121 158V157H120ZM140 158V157H139ZM163 158V157H162ZM173 158V157H172ZM176 158V157H175ZM181 158H186V157H180V159ZM205 157H203L202 159H204ZM211 158V157H210ZM209 158V159H210ZM214 158V157H213ZM227 158V157H226ZM9 159V160H8ZM14 159H17V158H14ZM14 159H12L11 161H9V163H11ZM40 159V158H39ZM39 159H38V161H39ZM45 159V158H44ZM54 159H56L55 157H54ZM59 159H60V157H59ZM62 159V158H61ZM61 159H60V161H61ZM79 159V160H80ZM104 159V158H103ZM102 158H101V160H103ZM107 159V158H106ZM106 159H104L105 161H106ZM108 159H109V157H108ZM114 159V160H115ZM117 159H119V158H117ZM117 159H116V161H117ZM128 159V160H129ZM142 159V158H141ZM148 160H150L149 158H147ZM164 159V158H163ZM168 159H169V157H168ZM178 159V158H177ZM177 159H175V161H173V159H172V161L173 162H177L176 160ZM190 159H192V157L190 158ZM189 159V160H190ZM228 159V158H227ZM231 159V158H230ZM238 159V158H237ZM241 159V158H240ZM251 159V158H250ZM257 159V158H256ZM259 159H261V157L259 158ZM25 160V159H24ZM48 160V163H49V160L50 159H47ZM47 160H44V161H47ZM74 160V159H73ZM103 160V161H104ZM125 160V159H124ZM127 160V161H128ZM134 160V159H133ZM136 160V159H135ZM140 160V159H139ZM142 160H145V159H142ZM147 160V161H148ZM156 159H154V161H155ZM161 160V159H160ZM167 160V159H166ZM186 160H188V159H186ZM213 160V159H212ZM212 160H209V161H211L212 162ZM242 160V159H241ZM247 160H248V157H247ZM253 160H255V159H253ZM19 161H21V160H19ZM19 161H18V163H19ZM32 161V158H31V160H30V162ZM34 161V160H33ZM38 161H36L35 163H37ZM59 161V160H58ZM70 161V160H69ZM75 161V160H74ZM78 161V160H77ZM86 161V163H87V161L88 160H85ZM89 161H91V160H89ZM100 161V160H99ZM109 161V160H108ZM107 161V165H108V163L111 161H113V160H111L110 159V161L108 162ZM122 161V160H121ZM126 161V160H125ZM126 161V162H127ZM132 161V160H131ZM152 161V160H151ZM162 161H164V160H162ZM171 161V160H170ZM181 161L183 162L184 161V159H181ZM196 161V160H195ZM195 161H194V163H195ZM209 161H207L208 163H209ZM219 161H220V159H219ZM218 161V162H219ZM222 161V160H221ZM225 161V160H224ZM227 161V160H226ZM234 161V160H233ZM245 161V160H244ZM243 161V162H244ZM249 161V160H248ZM257 161V160H256ZM260 161V160H259ZM0 162H2L1 160H0ZM14 162V161H13ZM28 162V161H27ZM52 162V161H51ZM55 162H56V160H55ZM61 162H63V161H61ZM60 162V163H61ZM81 162V161H80ZM79 162V163H80ZM83 162H84V160H83ZM95 162V161H94ZM111 162H110V164H111ZM114 162V161H113ZM129 162V165H130V161H128ZM128 162L126 163V164H128ZM150 162V161H149ZM153 162V161H152ZM158 162H160V161H158ZM180 162V161H179ZM190 162V161H189ZM189 162H187V163H189ZM202 162V161H201ZM214 162V161H213ZM3 163V162H2ZM4 163H6V162H4ZM3 163V164H4ZM18 163H13V164H18ZM25 163V162H24ZM33 163V162H32ZM39 163H40V161H39ZM42 163V162H41ZM48 163H44V165L46 166V165H48ZM59 163V162H58ZM58 163H56L57 165H58ZM59 163V164H60ZM68 164V161H66L65 162V164ZM70 163H72L71 165H73V161L72 162H70ZM76 163V161L74 162V164ZM78 163V162H77ZM78 163V164H79ZM85 163V164H86ZM125 163V162H124ZM132 163V162H131ZM135 163V162H134ZM139 164L141 163V161L140 162H138ZM145 163V162H144ZM148 163V162H147ZM198 163V162H197ZM223 163V162H222ZM232 163V162H231ZM241 163V162H240ZM260 163V162H259ZM12 164V163H11ZM23 164V163H22ZM22 164H20V165H22ZM31 164V163H30ZM49 164H51V163H49ZM62 164V163H61ZM78 164H76V165H78ZM83 164V163H82ZM88 164V163H87ZM86 164V165H87ZM106 164V163H105ZM114 164V163H113ZM115 164H116V162H115ZM118 165H119V160H118V163H117ZM138 164V165H139ZM141 164H143V163H141ZM146 164V163H145ZM150 164V163H149ZM157 164V163H156ZM160 164V163H159ZM178 164V163H177ZM185 164V163H184ZM183 164V165H184ZM191 164H193V163H191ZM200 164V163H199ZM227 164V163H226ZM225 164V165H226ZM229 164H230V162H229ZM245 164V163H244ZM243 164V165H244ZM1 165V164H0ZM9 164H7V166H8ZM19 165V164H18ZM36 166H37V164H35ZM41 164H39L38 166H40ZM43 165V164H42ZM44 165H43V167H44ZM55 165V164H54ZM53 165V163H52V165H50V166H54ZM70 164L68 165V166H71ZM80 165V164H79ZM133 165V164H132ZM132 165H130L131 167H132ZM161 165V164H160ZM160 165H158V166H160ZM164 165V164H163ZM176 165V164H175ZM183 165H181L182 166V168H183ZM195 165V164H194ZM193 165V166H194ZM196 165H198V164H196ZM203 164H201V166H202ZM214 166H217V165H215V164H213ZM223 165V164H222ZM232 165V164H231ZM236 165V164H235ZM255 165V164H254ZM26 166V164L24 165V167ZM29 166V165H28ZM36 166H34V167H36ZM37 166V167H38ZM68 166H65V167H68ZM74 166L75 165H73V167L72 168H74ZM122 166V165H121ZM152 166V165H151ZM153 166H155V165H153ZM168 166H169V163H168ZM167 166V167H168ZM171 166V165H170ZM180 166V165H179ZM180 166V167H181ZM190 167H191V165H189ZM192 166V168H194ZM206 166H208V165H206ZM212 166V165H211ZM213 166V167H214ZM239 166H240V164H239ZM12 167H13V165H12ZM11 166L9 167V168H11V169H13ZM15 167V166H14ZM20 166H18V168H19ZM22 167V166H21ZM20 167V168H21ZM24 167H22L21 169H23ZM32 166H30V168H31ZM36 167V168H37ZM40 167H42V166H40ZM43 167H42V169H43ZM58 168H57V172L59 171L60 172V168L63 170V168L60 166V168H59V165L57 166ZM63 167H64V165H63ZM64 167V168H65ZM78 167V166H77ZM85 167L86 166H84V170H86L85 169ZM87 167H88V165H87ZM91 167V166H90ZM97 167V166H96ZM110 167V166H109ZM115 167H116V165H115ZM124 167V166H123ZM122 167V168H123ZM130 167V168H131ZM135 167H136V165H135ZM139 167V166H138ZM146 167H147V165H146ZM173 167V166H172ZM227 167V166H226ZM246 167V166H245ZM255 167H256V165H255ZM2 168H3V166H2ZM5 168V167H4ZM16 168V167H15ZM26 168V167H25ZM28 168V167H27ZM30 168H28V169H30ZM39 168V167H38ZM45 168V167H44ZM49 168H51V167H49ZM48 168V169H49ZM55 169V166L54 167H52L51 169ZM76 168V167H75ZM89 168V167H88ZM95 168V167H94ZM99 168H100V166H99ZM108 168V167H107ZM129 168V169H130ZM134 168V167H133ZM143 168V167H142ZM145 168V167H144ZM144 168H143V170H144ZM156 168H157V166H156ZM161 168H162V170H163V167L161 166ZM166 168V167H165ZM165 168H164V170L163 171H165ZM169 168H171V167H169ZM177 168V167H176ZM182 168H178L177 170L180 172V170L182 169ZM196 168H197V166H196ZM229 168H231V167H229ZM249 168V167H248ZM254 168V167H253ZM7 169V171H8V167L7 168H5V170ZM20 169V170H21ZM32 169V168H31ZM30 169V170H31ZM34 169V168H33ZM33 169H32V171H33ZM66 169V168H65ZM70 168H67L66 170H69ZM82 169V168H81ZM91 169V168H90ZM97 169V168H96ZM106 169V168H105ZM119 169H121V168H119ZM139 169H141V167L139 168ZM148 169V168H147ZM146 169V170H147ZM150 169V168H149ZM154 169V168H153ZM184 169H185V167H184ZM199 169H200V166H199ZM203 169V168H202ZM202 169L200 170L201 172V174H202ZM206 169V168H205ZM223 169V168H222ZM243 169V168H242ZM251 169V168H250ZM257 169V168H256ZM10 170V169H9ZM25 170V169H24ZM46 170V169H45ZM45 170H44V172L43 173H45ZM79 170V169H78ZM122 170V169H121ZM124 170V169H123ZM155 170V169H154ZM153 170V171H154ZM158 170H161V169H159L158 168ZM208 170V169H207ZM210 170V169H209ZM225 170H227V169H225ZM240 170V169H239ZM246 170V169H245ZM258 170V169H257ZM3 171V169L1 170V172ZM6 171V172H7ZM15 171H16V169H15ZM26 171V170H25ZM34 171H35V169H34ZM39 171V170H38ZM41 171V170H40ZM39 171V172H40ZM54 171V170H53ZM53 171H51L52 172V174H53ZM75 171V170H74ZM82 172H83V170H81ZM93 170H91L90 172H92ZM114 171V170H113ZM127 171V170H126ZM126 171H125V173H126ZM130 171H131V169H130ZM142 171V170H141ZM150 171V170H149ZM149 171H147V172H149ZM152 171V172H153ZM157 170H155V172H156ZM169 171H171V170H169ZM173 169H172V173H173ZM189 171V170H188ZM191 171V170H190ZM242 171H244V170H242ZM241 170L239 171V172H242ZM252 171V170H251ZM254 171V170H253ZM260 171H262V170H260ZM260 171L258 172V173H260ZM10 172V171H9ZM8 172V173H9ZM16 172H18V171H16ZM16 172H14L15 174H16ZM21 173H19L20 175H22V171H20ZM31 172V171H30ZM42 172H41V175H43L42 174ZM49 172H50V170H49ZM57 172H55L54 171V173L55 174H53V176L54 175H56L57 174ZM73 172V171H72ZM76 172V171H75ZM84 172H86V171H84ZM88 172H89V170H88ZM87 172V173H88ZM89 172V173H90ZM97 172V171H96ZM102 172V171H101ZM100 172V173H101ZM118 172H120L119 170H118ZM122 172V171H121ZM128 172V171H127ZM137 172H140V171H137ZM136 172V173H137ZM155 172H153L154 173V175L155 174H157V173H155ZM159 172V171H158ZM178 172V173H179ZM186 172V171H185ZM191 172H193V170L191 171ZM199 172V171H198ZM231 172V171H230ZM234 172V171H233ZM264 172V170L262 171V173ZM23 173H25V172H23ZM78 173V172H77ZM88 173V174H89ZM94 173V172H93ZM106 173V172H105ZM114 173V172H113ZM124 173V172H123ZM122 173V174H123ZM132 173V172H131ZM134 173H135V171H134ZM134 173H132V174H134ZM150 173H151V171H150ZM166 173V172H165ZM194 173H195V170H194ZM207 173V172H206ZM223 173V172H222ZM226 173V172H225ZM228 173V172H227ZM255 173V172H254ZM257 173V172H256ZM2 174H4V176H5V173H1V178H2ZM12 174V172H10V175ZM28 174V173H27ZM40 174V173H39ZM47 175L49 174L48 173V171H47V173H46ZM45 174V175H46ZM63 174H65V173H63ZM63 174H61V176L63 175ZM79 174H80V172H79ZM104 174V173H103ZM102 174V175H103ZM118 174H120V175H122L121 173H118ZM128 174H130L129 172L127 173V175ZM146 174V173H145ZM159 174H161V176H162V173H159ZM167 174V173H166ZM169 174H170V172H169ZM176 174V173H175ZM175 174H174V178L175 177H177V176H175ZM208 174V173H207ZM230 174V173H229ZM247 174V173H246ZM249 174V173H248ZM37 175V174H36ZM40 175V176H41ZM51 175V174H50ZM66 175V174H65ZM64 175V177L66 178V176ZM68 175V174H67ZM72 175H74L73 173H72ZM102 175H100V176H97V174H96V176H97V178L99 177H101ZM105 175V174H104ZM112 175H115V174H112ZM119 175V176H120ZM126 175V174H125ZM124 175V176H125ZM126 175V176H127ZM137 175V174H136ZM136 175H135V177H136ZM142 175H143V173H142ZM148 175H149V173H148ZM151 175H153L152 173H151ZM164 175V174H163ZM170 175H172V174H170ZM169 175V176H170ZM182 175H184V174H182ZM182 175H179L180 177L182 176ZM196 175V174H195ZM209 175H211V174H209ZM232 175V174H231ZM249 175H251V174H249ZM257 175V174H256ZM263 175V174H262ZM6 176H8V175H6ZM5 176V179L7 178ZM30 176V174H28V176L27 177H29ZM33 176H34V174H33ZM39 175H37V177H38ZM44 176V175H43ZM58 176L60 177V175H59V173H58ZM69 176V175H68ZM67 176V177H68ZM105 176H107V174L105 175ZM109 176V175H108ZM117 177L116 176V178H119L120 179V177ZM124 176H123V178H124ZM128 176H131V175H128ZM127 176V177H128ZM133 176V175H132ZM147 176V175H146ZM167 176V175H166ZM166 176H165V178H166ZM186 176V173H185V175H184V177ZM199 176V175H198ZM207 176V175H206ZM254 176V175H253ZM258 176V175H257ZM15 177H16V175H15ZM20 177V176H19ZM23 177H24V179H25V174L23 175ZM31 177V176H30ZM36 177V178H37ZM57 176H55V181H57L58 179L57 178H59V177H57ZM63 177V176H62ZM64 177H63V179H64ZM78 177V176H77ZM94 177V176H93ZM92 177V178H93ZM103 177V176H102ZM113 177V176H112ZM134 177V176H133ZM150 177V176H149ZM149 177H148V179H149ZM152 177V176H151ZM157 177H159V176H157ZM156 177V178H157ZM168 177V176H167ZM187 177V176H186ZM185 177V178H186ZM189 177V176H188ZM196 177V176H195ZM202 177V176H201ZM244 177V176H243ZM264 177V176H263ZM14 178V177H13ZM21 178V177H20ZM19 178V179H20ZM35 178V177H34ZM33 177L31 178V179H34ZM40 178V177H39ZM41 178H42V176H41ZM44 178H45V176H44ZM53 178V177H52ZM69 178V177H68ZM76 178V177H75ZM85 178H87V176L85 177ZM89 178V177H88ZM96 177H95V179H97ZM105 178H108V177H105ZM104 177H103V179H105ZM153 178V177H152ZM156 178H154L155 180H156ZM163 178V177H162ZM162 178H160L159 177V179L160 180H162ZM173 177H171V180L172 179H174ZM178 178V177H177ZM182 178V177H181ZM191 178V177H190ZM257 178V177H256ZM255 178V179H256ZM11 179H12V176H11V178H10V181H11ZM17 179V178H16ZM31 179H28V180H31ZM46 180H47V178H45ZM50 179H51V177H50ZM57 179V180H56ZM90 179H91V177H90ZM109 179H111V181H112V178H109ZM109 179H107V180H109ZM131 179H134V178H132L131 177ZM139 179H140V177H139ZM142 179H145V178H142ZM147 179V178H146ZM158 179V180H159ZM164 179V178H163ZM168 179H169V177H168ZM184 179V178H183ZM188 179V178H187ZM199 179V178H198ZM203 179V178H202ZM207 179V178H206ZM205 179V180H206ZM211 179V178H210ZM262 179H264V178H262L261 177V179H260V181L262 180ZM3 180V179H2ZM21 180V179H20ZM37 180V179H36ZM44 179H42V181H43ZM53 180V179H52ZM65 180V179H64ZM64 180H62V181H64ZM69 180H70V178H69ZM68 180V181H69ZM79 180V179H78ZM113 180H114V177H113ZM118 180V179H117ZM117 180H116V183H117ZM121 180V179H120ZM125 180V179H124ZM124 180H123V182H124ZM157 180V181H158ZM176 180V179H175ZM174 180V181H175ZM179 180V179H178ZM181 180V179H180ZM6 182L7 181H9L8 179L7 180H5ZM5 181L3 182L4 184H5ZM17 180H15V181H12V182H16ZM22 181V180H21ZM20 181V182H21ZM32 182V185H33V180H31ZM35 181V180H34ZM38 181H39V179H38ZM37 181V182H38ZM59 181L61 182V179H59ZM71 181V180H70ZM83 181V180H82ZM85 181V180H84ZM99 181H101V179L99 180ZM104 181V180H103ZM127 181V180H126ZM130 181V180H129ZM154 181V180H153ZM163 181V180H162ZM168 181V180H167ZM189 181V180H188ZM192 181V180H191ZM193 181H194V179H193ZM199 181V180H198ZM201 181V180H200ZM199 181V182H200ZM204 181V180H203ZM208 181V180H207ZM224 181V180H223ZM248 181V180H247ZM252 181V180H251ZM259 181V182H260ZM12 182H10V183H12ZM17 182H19V181H17ZM16 182V183H17ZM19 182V183H20ZM44 182V181H43ZM43 182H41V186H42V188H46V187H49L51 184H49V182H48V184H49V186H45V187H43V185H45V182H44V184H42ZM53 182H54V180H53ZM53 182H51V183H53ZM65 182V181H64ZM67 182V181H66ZM66 182H65V184L63 183V182H61V184H62V186L63 185H65V187H70L69 185L68 186H66ZM72 182V181H71ZM75 182H76V180L74 181V184H75ZM81 182V181H80ZM98 182V181H97ZM107 182V181H106ZM106 182H104V183H106ZM145 182V181H144ZM166 182V181H165ZM177 182H179V181H177ZM181 182V181H180ZM205 182V181H204ZM212 182V181H211ZM210 182V183H211ZM228 182V181H227ZM233 182V181H232ZM258 182V183H259ZM0 183H1V181H0ZM9 183V184H10ZM15 183V184H16ZM19 183H17V184H19ZM25 183H30V182H25ZM31 183L29 184L30 185V187H31ZM35 183V182H34ZM57 183H58V181H57ZM67 183H69V182H67ZM77 183H79V182H77ZM76 183V186L77 187H73V186H71L72 187V189L74 188H78V184ZM84 183V182H83ZM102 182H100V184H101ZM108 183V182H107ZM114 183H115V180H114ZM132 183H133V181H132ZM155 183H156V181H155ZM167 183V182H166ZM176 183V182H175ZM185 183L186 184H188L187 183V181L185 180ZM192 183H194V182H192ZM191 183V184H192ZM201 183V182H200ZM223 183V182H222ZM260 183H262V182H260ZM4 184H3V187L5 188V186H4ZM7 184H8V182H7ZM37 183H35V185H36ZM61 184H57L58 186H61ZM72 184V183H71ZM80 185H81V183H79ZM85 184L86 183H84V184H82V185H84L85 186ZM98 184V183H97ZM110 184H112V182H110ZM121 184H122V182H121ZM124 184V183H123ZM130 184V183H129ZM170 184V183H169ZM172 184H174V183H172ZM196 184V183H195ZM199 184V183H198ZM234 184V183H233ZM237 184V183H236ZM248 184V183H247ZM1 185V184H0ZM22 185H23V182H22V184L21 185H18V186H20V187H22ZM29 185H28V188H29ZM39 185V186H40ZM53 185V184H52ZM52 185H51V187L50 188H53L54 189V185L56 186V184H55V182H54V185H53V187H52ZM99 185V184H98ZM158 185H160L159 183H158ZM177 185V184H176ZM179 185H180V183H179ZM185 185V184H184ZM197 185V184H196ZM201 185V184H200ZM262 185V184H261ZM260 185V186H261ZM8 186V185H7ZM10 186V185H9ZM13 186V185H12ZM17 185L16 186H14V187H18ZM39 186L37 185L36 186V188H37V191H38V188H39ZM89 185H87L86 187H88ZM91 186V185H90ZM103 186H104V184H103ZM103 186H100L99 185V187H103ZM107 186H108V184H107ZM110 186V185H109ZM114 186H116V185H114ZM121 186V185H120ZM137 185H135V187H136ZM138 186H140L139 184H138ZM147 186H148V184H147ZM152 186V185H151ZM164 186V185H163ZM165 186H166V184H165ZM195 186V185H194ZM204 186H208L209 187V185H204ZM2 186H0V188H1ZM2 187V188H3ZM65 187H63V188H65ZM70 187V188H71ZM93 187V186H92ZM112 187H113V185H112ZM134 187V188H135ZM162 187V186H161ZM168 187H171V186H169L168 185ZM167 187V188H168ZM172 187H175V184L172 186ZM171 187V189H173ZM176 187H179V186H176ZM182 187H184V186H182ZM185 187H186V185H185ZM187 187H189V186H187ZM201 187H203V186H201ZM236 187H238V186H236ZM259 187V186H258ZM10 188H11V186H10ZM9 188V189H10ZM13 188V187H12ZM11 188V189H12ZM24 188H26V185H25V187ZM24 188H22V190H23V193L25 192V190H24ZM33 188H34V185H33ZM36 188H34V189H36ZM41 188V187H40ZM39 188V189H40ZM49 188V189H50ZM56 189H58V188H60V187H58L57 188V186L55 187ZM69 188V189H70ZM88 188H90V187H88ZM106 188V187H105ZM110 188H111V186H110ZM123 188V187H122ZM128 188V187H127ZM131 188V187H130ZM141 188V187H140ZM139 188V189H140ZM198 188H199V190H200V186L198 185ZM203 188H205V187H203ZM215 188V187H214ZM223 188V187H222ZM225 188V187H224ZM234 188H235V186H234ZM256 188V187H255ZM6 189H8V188H6ZM27 189V188H26ZM30 189V188H29ZM62 189V188H61ZM93 189H94V187H93ZM92 188H90V190H93ZM104 189V188H103ZM107 189H108V187H107ZM113 190H114V187L112 188ZM118 189H121L120 187H118L117 189H115V191L116 190H118ZM125 189H126V187H125ZM133 189V188H132ZM145 190H146V188H144ZM150 189V188H149ZM154 188H152V190H153ZM161 189V188H160ZM170 189V188H169ZM170 189V192L172 191ZM185 189V188H184ZM183 189V190H184ZM187 189V188H186ZM194 189V188H193ZM192 189V190H193ZM209 188H207V190H208ZM210 189H211V187H210ZM238 189V188H237ZM241 189H242V187H241ZM243 189H245V187L243 188ZM15 190V189H14ZM33 189H31V191H32ZM42 190V189H41ZM41 190H39V192L41 191ZM48 190V189H47ZM46 190V191H47ZM65 190H66V188H65ZM83 190H85V189H83ZM82 190V191H83ZM89 190V189H88ZM88 190H86L87 192H88ZM106 190V189H105ZM121 190H123V189H121ZM127 191L129 190V189H126ZM125 190V191H126ZM137 190V189H136ZM136 190H133L134 192H135V194H136ZM144 190V192H146ZM151 190V189H150ZM174 190V189H173ZM198 190V189H197ZM201 190H205V189H201ZM200 190V191H201ZM239 190V189H238ZM246 190V189H245ZM1 191H2V189H1ZM1 191H0V193H1ZM5 191H7V190H5ZM16 191H17V189H16ZM16 191H13V192H16ZM20 190H18V192H19ZM27 191V190H26ZM36 191V190H35ZM36 191V192H37ZM43 191H45V190H43ZM59 190H57L56 192H58ZM69 191H71V189L69 190ZM73 191H75V190H73ZM72 191V192H73ZM79 191V193H80V191L81 190H78ZM102 191H104V190H102L101 189V192ZM107 191V190H106ZM119 191V190H118ZM118 191H116L117 193H118ZM126 191V192H127ZM148 191V190H147ZM154 192H155V190H153ZM159 191V190H158ZM169 191V190H168ZM179 191V190H178ZM194 191H195V189H194ZM200 191H198L199 193H201ZM241 191V190H240ZM50 192V191H49ZM48 192V193H49ZM53 192V191H52ZM51 192V193H52ZM55 192V193H56ZM62 192V191H61ZM61 192H59V193H61ZM92 192V191H91ZM94 192V191H93ZM92 192V193H93ZM99 191L97 190V192H96V190H95V195H96V193H98ZM101 192H99V193H101ZM111 192H112V190H111ZM116 192H114V193H116ZM120 192V191H119ZM122 193L124 192V191H121ZM129 192V191H128ZM143 192V193H144ZM151 191H149V193H150ZM166 192V191H165ZM170 192H168V195L170 194ZM175 192V191H174ZM180 192V191H179ZM187 192H188V190H187ZM204 192H206V191H204ZM255 192V191H254ZM22 192H20V194H21ZM31 192H29V195L30 196H32L31 194H30ZM45 193H47V192H44V193H42V194H45ZM50 193V198H52L51 196H52V194ZM54 193V192H53ZM76 192H74V194H75ZM82 193V192H81ZM81 193H80V195H81ZM90 193V192H89ZM89 193H88V195H89ZM91 193V194H92ZM103 193V192H102ZM130 193V192H129ZM151 193H153V192H151ZM159 193V192H158ZM157 193V194H158ZM163 193H164V191H163ZM177 190H176V194H174V195H177ZM184 193V192H183ZM186 193V192H185ZM195 193V192H194ZM194 193H192V194H194ZM199 193H198V195H199ZM208 193H210L209 191H208ZM214 193V192H213ZM4 194V193H3ZM2 194V195H3ZM7 195H8V193H6ZM5 194V195H6ZM15 194V193H14ZM20 194H18V195H20ZM26 193H24V195H25ZM36 194V193H35ZM38 194V196L41 194V192L40 193H37ZM36 194V195H37ZM41 194V195H42ZM58 193H56V195H57ZM91 194H90V197H88V199L87 198H85V197H87V196H85V197H83V198H74V199H68V201L69 202H67L66 201V203H65V200H64V198H63V202L65 203L64 205H61L60 204V209L58 210L57 208H56V206H54V209L56 208L57 209V211H55L54 209V213H52V214H50L49 216H46V217H39V218H35V219H30V220H25L24 218V220H25V222L24 223H22V224H20V225H17V228H15V229H13L12 231L9 229V231H11V234L9 235V241H8V245H7V248H5L4 246V248L5 249H7L6 250V252L2 255L3 257L0 259V264H264V210L263 209H258V210H255V211H250V212H247V213H243V214H240V213H238V215H236V216H234V217H226V213H225V216H223V217H219L218 218V216L217 217H215V218H211V219H209L208 221L210 222L211 221V223H210V225H207V224H204L203 223V220L201 221V222H199V221H196V220H194V218L193 219H191V220H194L193 222L194 223H192V221L190 220V218H189V220L191 221V223H186V222H183L184 220H180L179 218V220H177V219H174L172 216H173V214L171 215V216H169V213H168V215L167 214H165L163 211H161L160 209H158L157 207H155V206H153L152 204H150V205H145V204H142V202L140 203V202H134V201H131V200H129V199H127V198H124L122 195L121 196H117V198H106V192H105V195L103 196V197H94V198H92L91 197ZM108 194H109V192H108ZM112 194V193H111ZM145 194V193H144ZM144 194H143V197H144ZM162 194V193H161ZM160 194V195H161ZM166 194V193H165ZM182 194V193H181ZM190 194H191V190H190ZM191 194V195H192ZM196 194V193H195ZM216 194H218L217 192H216ZM239 194V193H238ZM251 194V193H250ZM1 194H0V197L2 196ZM5 195H3V197H5ZM9 195L11 196V193H10V191H9ZM17 195V194H16ZM23 195V194H22ZM21 195V196H22ZM29 195L27 196L28 198H30L29 197ZM34 195V194H33ZM54 195V194H53ZM76 195V194H75ZM87 195V194H86ZM114 195H116V194H114ZM126 196H127V194H125ZM134 195V194H133ZM139 194H137V196H138ZM147 195V194H146ZM145 195V196H146ZM151 195V194H150ZM154 195V194H153ZM203 195H205V194H203ZM203 195H201V196H203ZM208 195V194H207ZM206 195V196H207ZM213 195V194H212ZM211 194H210V196H212ZM221 195V194H220ZM252 195V194H251ZM13 196V195H12ZM11 196V197H12ZM26 196V195H25ZM43 196H46V194L45 195H43ZM61 196V195H60ZM79 196V195H78ZM93 196V195H92ZM136 196V195H135ZM134 196V197H135ZM136 196V198H138ZM156 196V195H155ZM158 196V195H157ZM156 196V197H157ZM162 196V195H161ZM180 196V195H179ZM209 196V197H210ZM216 196V195H215ZM222 196V195H221ZM8 197V199H9V196H7ZM6 197V198H7ZM14 197V196H13ZM16 197V196H15ZM18 197V196H17ZM41 198H42V196H40ZM57 197H59V196H57ZM57 197H55V198H57ZM62 197V196H61ZM65 197V196H64ZM74 197V196H73ZM75 197H77V195L75 196ZM142 197V196H141ZM140 197V198H141ZM151 197H153V196H151ZM155 197V198H156ZM163 197H164V195H163ZM186 197V196H185ZM188 197V196H187ZM186 197V198H187ZM195 197H197V196H195ZM204 197V196H203ZM213 198H219V197H214V196H212ZM211 197V198H212ZM260 197V196H259ZM259 197H257V195H256V197L255 198H259ZM22 198H25L26 199V197H22ZM21 198V199H22ZM33 198V200H34V196L32 197ZM32 198H30V199H32ZM38 198V197H37ZM45 198V197H44ZM53 198H54V196H53ZM68 197H66L65 199H67ZM90 198V199H89ZM92 198V199H91ZM133 198V197H132ZM131 198V199H132ZM135 198V199H136ZM146 198H147V196H146ZM149 198V197H148ZM161 198V197H160ZM165 198H169L168 196L167 197H165ZM174 198V197H173ZM182 198H184V197H182ZM194 198V197H193ZM198 198H199V196H198ZM208 198V197H207ZM207 198H206V200H207ZM210 198V199H211ZM223 198H224V196H223ZM231 198V197H230ZM262 198H263V196H262ZM11 199V198H10ZM40 199V198H39ZM38 199V203H39V200ZM62 199V198H61ZM159 199V198H158ZM157 199V200H158ZM163 199V198H162ZM179 199V198H178ZM195 199H197V198H195ZM209 199V198H208ZM221 199V198H220ZM6 200V199H5ZM19 201H20V199H18ZM17 200V201H18ZM37 200V199H36ZM42 200H43V198H42ZM47 200H48V198H47ZM46 200V201H47ZM52 200H54V199H52ZM134 200V199H133ZM136 200H138V199H136ZM140 200V199H139ZM138 200V201H139ZM143 200H145L146 201V199H143L142 198V201ZM159 200H161V199H159ZM169 200V199H168ZM175 200V199H174ZM180 200V199H179ZM199 200V199H198ZM216 200V199H215ZM221 200H224V199H221ZM253 200H255V199H253ZM260 200V199H259ZM4 200H2V201H0V202H3ZM8 201V200H7ZM10 201V200H9ZM9 201H8V203H9ZM16 201V198H15V202H17ZM32 201V200H31ZM30 201V202H31ZM49 201V200H48ZM56 201V200H55ZM59 201V200H58ZM62 201V200H61ZM152 201V200H151ZM156 200H154V202H155ZM161 201H163V200H161ZM164 201H166V200H164ZM210 201V200H209ZM225 201H226V199H225ZM237 201V200H236ZM235 201V202H236ZM256 202L258 201V199L257 200H255ZM14 201H12V202H10V203H12V205L14 204L13 203ZM22 202L24 203V199L22 200ZM28 202V201H27ZM26 202V203H27ZM29 202V203H30ZM45 202V200L43 201V203ZM50 202V201H49ZM52 203H53V201H51ZM147 202V201H146ZM148 202H149V200H148ZM169 202V201H168ZM171 202V201H170ZM173 202V201H172ZM180 202L185 206L186 204H184L183 202H182V200H180ZM200 202V201H199ZM205 202V201H204ZM211 202H213L212 200H211ZM214 202H220V200L219 201H214ZM214 202H213V204H214ZM221 202H223V201H221ZM238 202V201H237ZM259 202V201H258ZM262 202V201H261ZM4 203H6L5 201H4ZM19 203V202H18ZM17 203V204H18ZM43 203H42V205H43ZM47 203V202H46ZM52 203H51V205H52ZM57 203V202H56ZM60 203V202H59ZM145 203V202H144ZM161 203V202H160ZM174 203V202H173ZM190 203V202H189ZM197 203V202H196ZM201 203H202V201H201ZM224 203H226L227 204V202H224ZM1 204V203H0ZM16 204V205H17ZM20 204V203H19ZM147 204V203H146ZM155 204V203H154ZM162 204V203H161ZM163 204H165V202L163 203ZM177 204V203H176ZM179 204V203H178ZM199 204V203H198ZM198 204H196V205H198ZM206 205H208V203H205ZM211 204V203H210ZM210 204H209V206H210ZM12 205H11V207H12ZM15 205V204H14ZM21 205H22V203H21ZM23 205H25V204H23ZM21 206V208L22 207H24V206ZM27 205H28V203H27ZM27 205L25 206V207H27ZM33 205H37V203L36 204H34V202H33ZM46 205V204H45ZM43 205L44 206V208L46 209V206L48 207L49 205ZM57 205V204H56ZM152 205V206H151ZM156 205V204H155ZM158 205H159V203H158ZM170 205H171V203H170ZM170 205H168V208H169V206ZM174 205L175 204H173V206H172V208L174 207ZM194 205V204H193ZM193 205H191V206H193ZM212 205V204H211ZM214 205H216V203L214 204ZM219 205H221V204H219ZM236 205V204H235ZM240 205V204H239ZM6 206H7V204H6ZM5 206V207H6ZM10 206V205H9ZM19 208H20V206L19 205H17ZM30 206H31V204H30ZM38 206V205H37ZM36 206V207H37ZM41 206V205H40ZM43 206H41V207H43ZM58 206V205H57ZM160 206V208L162 207L161 205H159ZM179 206H181V205H179ZM190 206V205H189ZM201 206V205H200ZM199 206V207H200ZM213 206V205H212ZM216 206H218V205H216ZM215 206V207H216ZM248 206V205H247ZM1 207V206H0ZM4 207V208H5ZM50 207V206H49ZM48 207V208H49ZM164 207V206H163ZM166 207V206H165ZM164 207V208H165ZM187 207H188V204H187ZM186 207V208H187ZM204 207H207V206H204ZM229 207V206H228ZM3 208V207H2ZM7 208V207H6ZM10 208V207H9ZM8 208V209H9ZM28 208H30V207H28ZM35 208V206L33 207V209ZM185 208V207H184ZM185 208V209H186ZM189 208V207H188ZM187 208V209H188ZM192 208V207H191ZM202 208V207H201ZM211 208H213V207H211ZM242 208V207H241ZM240 208V209H241ZM14 209V212H16V210L18 211V209H16L15 210V207L13 208ZM24 209H26V208H24ZM32 209V210H33ZM37 209H38V212H40L39 211V209L41 210V208L40 207H37ZM44 209V210H45ZM49 209H52V207L51 208H49ZM166 209H167V207H166ZM166 209H164V210H166ZM170 209V208H169ZM179 209H180V207H179ZM182 209V208H181ZM180 209V210H181ZM215 210H216V208H214ZM239 209V208H238ZM239 209V210H240ZM1 211H2V209H0ZM10 210V209H9ZM11 210H12V208H11ZM22 211L20 212V216H21V213L23 212V209H21ZM26 210H28V209H26ZM25 210V212H27ZM30 210V209H29ZM31 210V211H32ZM47 210V209H46ZM45 210V211H46ZM52 210V211H53ZM174 210V209H173ZM176 210L178 211V209H177V207H176ZM175 210V211H176ZM184 210V209H183ZM182 210V211H183ZM193 210H194V208H193ZM193 210H192V212H193ZM210 210V209H209ZM218 210H220L219 208H218ZM217 210V211H218ZM245 210V209H244ZM5 211H7V210H5ZM4 211V209H3V211H2V213L3 212H5ZM13 211V210H12ZM11 211V212H12ZM30 211V212H31ZM34 211V210H33ZM32 211V212H33ZM37 211V210H36ZM42 211V210H41ZM186 211V210H185ZM188 212H190L191 214H192V212L190 211V209H188L187 210ZM213 211V210H212ZM221 211V210H220ZM223 211H224V209H223ZM222 211V212H223ZM227 211H228V208H227ZM226 211V212H227ZM229 211H230V209H229ZM7 212H9V211H7ZM51 212V211H50ZM170 212H171V210H170ZM180 212V211H179ZM184 212V211H183ZM214 212H216V211H214ZM214 212H212V213H214ZM221 212V213H222ZM243 212V211H242ZM2 213H0V214H2ZM6 213V212H5ZM4 213V214H5ZM18 213V212H17ZM28 214H29V211L27 212ZM27 213H23L24 214V216H26L27 217V215H25V214H27ZM41 213V212H40ZM45 213H49V211H46V212H44V214ZM176 213V212H175ZM182 213V212H181ZM195 213L197 214V211H195ZM206 213V212H205ZM211 213V214H212ZM9 213H7V215H8ZM22 214V215H23ZM36 214V213H35ZM38 214V213H37ZM178 214V213H177ZM183 214V213H182ZM181 214V215H182ZM186 214V213H185ZM185 214H183L184 216H185ZM199 214V213H198ZM207 214V213H206ZM205 214V215H206ZM228 214H230V213H228ZM240 214V215H239ZM6 215V214H5ZM16 215H18V214H16ZM31 215V214H30ZM29 215V216H30ZM34 215V214H33ZM32 215V216H33ZM179 215V214H178ZM194 215V214H193ZM209 215V214H208ZM223 215V214H222ZM3 216V215H2ZM2 216H0L1 218H2ZM9 216V215H8ZM14 216V215H13ZM37 216V215H36ZM39 216V215H38ZM183 216V217H184ZM192 216V215H191ZM207 216V215H206ZM210 216V215H209ZM211 216H214V215H211ZM210 216V217H211ZM229 216V215H228ZM10 217H11V213H10ZM181 217V216H180ZM200 216L198 215V218H199ZM202 217H203V215H202ZM201 217V218H202ZM16 218V217H15ZM14 218V219H15ZM200 218V219H201ZM204 218H206V217H204ZM203 218V219H204ZM209 218V217H208ZM208 218H206V219H208ZM7 219V218H6ZM12 219V218H11ZM19 220L21 219V217L20 218H18ZM18 219H16L17 221H18ZM27 219H29V218H27ZM183 219V218H182ZM186 219V218H185ZM206 219H205V221H206ZM3 220V219H2ZM15 220V222H17ZM10 221V220H9ZM8 221V222H9ZM21 221H22V219H21ZM186 221V220H185ZM3 222V221H2ZM2 222H0V223H2ZM13 222V221H12ZM20 222V221H19ZM18 222V223H19ZM207 222V221H206ZM10 223V222H9ZM9 223H6L7 225L9 224ZM17 223V224H18ZM208 223V222H207ZM4 224H5V221H4ZM4 224H3V226H4ZM14 224V223H13ZM1 225V224H0ZM10 226V225H9ZM14 226H15V224H14ZM5 227V226H4ZM3 227V228H4ZM7 227V226H6ZM5 227V228H6ZM16 227V226H15ZM2 228V229H3ZM3 230H5V229H3ZM0 231H1V228H0ZM5 232H6V230H5ZM5 232H3L4 234H6ZM0 234H1V232H0ZM9 234V233H8ZM4 236V235H3ZM7 237V236H6ZM0 238H4V237H0ZM6 239H4L3 241H5ZM7 243V242H6ZM1 246H2V244H1ZM3 248V249H4ZM2 252V251H1ZM1 256V255H0Z\"/></svg>", "mask_w": 264, "mask_h": 264}, {"label": "rangeland", "instance_id": "2", "mask_svg": "<svg viewBox=\"0 0 264 264\" xmlns=\"http://www.w3.org/2000/svg\"><path fill=\"white\" fill-rule=\"evenodd\" d=\"M13 4L10 0H0V121H2V122H0V131H1V133H0V140H2V142L0 141V160L4 163V162H6V163H2V162H0V181H1V185L0 186H2L3 187V182L5 181V180H9V181H7L8 182V184H7V182L5 181V184H4V186H5V188L3 187H1L0 188V191H1V189H2V191H1V195L3 194V195H5L6 193H8V195L6 194L5 195V197H3V195L0 197V201H2V200H4L6 203H4V201L3 202H0L1 204H0V209H2V211H3V209H4V211L5 210H7V211H9V212H7V211H5V212H3L2 213V211L0 210V213H2V214H0V216H2V218L0 217V222H2V223H0L1 225H0V228H1V234H0V237H4V238H0V259L4 256L3 254L6 252V250L7 249H5V248H7V245H8V241H9V235L11 234V231L13 230V229H15V228H17V225H20V224H22V223H24L25 222V220H30V219H35V218H39L41 215V217H46V216H49L50 214H52V213H54L55 211H57V209L59 208L60 209V204L61 205H64L65 203H66V201L67 202H69L68 201V199H76V198H83V197H85V196H87V197H85V198H87L88 199V197H90V194H91V197L92 198H94L95 196L97 197H103L104 195H105V192L107 193L106 195V198L108 197V198H117V196L119 197V196H123L124 198H127V199H129V200H131V201H134V202H142V204H145V205H150V204H152L153 206H155V207H157L158 209H162L161 211H163L165 214H167L168 215V213H169V216H171L172 214H173V218L174 219H177V220H184L183 222H186V223H191V221H192V223H194L195 221L194 220H196V221H199V222H201L202 220H203V223L204 224H207V225H210V223H211V221L209 222L208 220L209 219H211V218H215V217H217L218 216V218L219 217H223V216H225V213H226V217H234V216H236V215H238V213H240V214H243V213H247V212H250V211H255V210H260V209H263L264 210V179H262L261 181H260V179H261V177L262 178H264L263 176H264V172L262 173V171L264 170V142H262L261 143V141H264V97H262L261 95H258L259 93L257 92V91H255V88L253 87V83H251V82H247V81H242L241 80V83L242 84H240L239 83V80L238 79H235L234 77H231V76H228V78H227V76L225 77V76H219V78L217 77L216 79H213L212 81H210V83H208L206 86L207 87H204V89L202 90V88L200 87V88H196V91H195V89H193V90H191V91H189L188 93L186 92H181L180 94L181 95H178L179 94V92H173V93H169V92H165V91H158V94L160 95H158L157 96V90H155V89H152V88H150L149 89V87H146L145 89H147V92L145 91V90H143V91H140V92H137V93H131V92H135V91H132L131 90V92H130V88H128V85H126V84H124V82L122 81V83L120 82V80H119V77H121L122 76V71H121V73H120V71H115V72H113V73H111V75H109V77L107 78H102V77H104L103 76V72L101 71V70H103V69H105V66L103 65L104 63H102L103 61H101V58L99 59H97V58H95V60H94V56H92V54H87L86 55V53L87 52H85V55H84V52H82V50H77L78 52H80L81 53V55L83 56H81L80 55V53H78L77 51H74V50H66L65 48H63V50L62 49H60L61 51H59L58 52V55H57V53L52 49L51 50V48H50V46H48V45H50L48 42H47V40H48V38H50L49 36H50V31H49V28L47 27V20H50L51 18L53 19V17L55 18V16H54V12L53 11H49L48 13H47V19L46 20H44L45 18L43 17L42 19V24L45 26L46 25V28H43V31H42V33L41 34H39L40 32H38L37 31V29H35V27L31 24V22H30V19L28 18V15H27V17H26V13L23 11V10H18L17 9V7L15 6V4L13 5V6H11V5ZM15 7V8H14ZM14 9V10H13ZM123 9V8H122ZM7 10V11H6ZM22 11V12H21ZM123 11V15L124 14H126V13H124V9L122 10ZM121 11V12H122ZM126 12V11H125ZM25 13V14H24ZM23 18H22V17ZM53 16V17H52ZM51 17V18H50ZM25 18V19H24ZM26 18H27V21H26ZM9 22V23H8ZM29 22V23H28ZM25 23V24H24ZM23 25H24V27H23ZM31 25V26H30ZM33 26V27H32ZM30 27H32V28H30ZM35 29V30H34ZM48 29V30H47ZM103 30H105V29H101L100 28V31H99V33L101 34V35H105L107 32H103ZM102 31V32H101ZM4 32V33H3ZM18 32V33H17ZM45 33V34H44ZM44 35H45V37H44ZM13 36H15V37H13ZM21 36V37H20ZM41 36V37H40ZM46 38V39H45ZM41 41V42H40ZM49 41V40H48ZM42 45H41V44ZM48 45H47V44ZM15 44V45H14ZM6 46V47H5ZM32 46V47H31ZM29 47V48H28ZM8 48V49H7ZM11 48V49H10ZM37 48V49H36ZM5 49V50H4ZM18 50V51H17ZM44 50V51H43ZM52 51L54 52V54L52 53ZM69 51V52H68ZM70 51H71V53H70ZM72 51H74V52H72ZM41 52V53H40ZM63 52V53H62ZM61 53V54H60ZM79 55H78V54ZM52 54V55H51ZM64 54V55H63ZM68 54H69V57H68ZM75 54H77V56H75ZM40 55V56H39ZM56 55V56H55ZM89 55H91L92 57L90 58V56ZM16 56V57H15ZM49 56H51V57H49ZM59 56V58H56V57H58ZM60 56H61V58H60ZM75 56V57H74ZM18 57V58H17ZM44 57V58H43ZM53 57V58H52ZM55 57V58H54ZM81 58L80 60L81 61H83L82 63H84L83 65L85 66V64H86V66L85 67H83L82 68V71H80L81 73L79 74V75H76L73 79L75 80V79H77V81L79 80V78H80V80H79V82H77L78 84H77V89H74V90H71L72 89V87L70 88V85H69V77L67 78V76L66 75H64L65 74V70L68 68V66L71 64V61H70V59L71 60H73V58ZM88 58V59H85V58ZM96 57V56H95ZM52 58V59H51ZM64 58V59H63ZM65 58L67 59V60H65ZM77 58V59H78ZM21 59V60H20ZM38 60V61H36V60ZM60 59V60H59ZM63 59V60H62ZM91 59V60H90ZM100 60V61H98L99 62V64H100V66L98 67V62H97V60ZM24 60V61H23ZM56 60H58V61H56ZM65 60V61H64ZM84 60L86 61V63L84 62ZM23 61V62H22ZM53 61L54 63H55V65H54V67H53V65H51V66H49L50 65V63ZM56 61V62H55ZM60 61V62H59ZM67 61V62H66ZM68 61H70L69 63H68ZM93 61V62H92ZM94 61H96V62H94ZM44 64H43V63ZM63 62V63H62ZM5 65H4V64ZM16 63V64H15ZM59 64L60 63V65H57V64ZM93 63V64H92ZM95 63V64H94ZM3 64V65H2ZM29 64V65H28ZM49 64V65H48ZM89 64V65H88ZM37 67H36V66ZM49 66V67H47V66ZM61 65H63L62 67H61ZM67 65V66H66ZM87 65H88V67H87ZM93 65V66H92ZM96 65V66H95ZM103 65V66H102ZM58 66H60V67H58ZM66 66V68H64L63 69V67H65ZM90 66H91V69H90ZM51 67H53V68H51ZM93 67V68H92ZM3 68V69H2ZM30 68V69H29ZM45 68L46 69H48V70H45ZM55 68H57L58 70H56ZM62 68V69H61ZM88 68V69H87ZM100 70H99V69ZM102 68V69H101ZM49 69H50V73H49ZM55 70V72L57 73H55L54 72V70ZM60 69V70H59ZM84 69V70H83ZM93 69V70H92ZM12 70V71H11ZM17 70V71H16ZM45 72H44V71ZM52 70V71H51ZM85 70H86V73H85ZM90 70H92V71H90ZM98 70V71H97ZM89 71V72H88ZM93 71L95 72V73H93ZM12 72V73H11ZM41 72V73H40ZM61 74H60V73ZM63 72V73H62ZM88 72V73H87ZM100 72V73H99ZM118 74H117V73ZM21 73V74H20ZM39 75H38V74ZM45 73V74H44ZM49 75H48V74ZM53 73V74H52ZM84 73L85 74H87V75H84ZM93 73V74H92ZM115 73V74H114ZM8 74V75H7ZM10 74V75H9ZM43 74V75H42ZM60 74V76H62L60 79L58 78V75ZM96 74V75H95ZM121 74V75H120ZM20 75V76H19ZM47 75V76H46ZM53 75H55V76H53ZM57 75V76H56ZM90 75H94L93 77H95V78H93L92 76H89ZM100 75V76H99ZM115 75H116V77L118 78V81L117 82H115L114 83V81H116L117 80V78H116V80L113 78V77H115ZM15 76V77H14ZM35 76V77H34ZM39 76V77H38ZM43 76V77H42ZM49 76V77H48ZM51 76H52V78H51ZM59 76V77H60ZM66 76V77H65ZM79 76V77H78ZM84 76V77H83ZM113 76V77H112ZM57 77V78H56ZM83 77V78H82ZM85 77H86V80H85ZM111 77H112V79H111ZM8 78V79H7ZM18 78V79H17ZM35 78V79H34ZM46 78V79H45ZM66 78L68 79V80H66ZM91 79V81H92V86L90 85L91 84V81L89 80V79ZM224 78V81L222 80ZM20 79V80H19ZM32 79H33V81H32ZM48 79V80H47ZM54 79H55V81H54ZM62 79L63 80H65V81H63L62 82ZM82 79V80H81ZM93 79H96V80H93ZM108 79H110V80H108ZM229 79V80H228ZM30 80V81H29ZM36 80V81H35ZM44 80V82H40V81H43ZM47 80V81H46ZM100 80H102L101 81V83H100ZM104 80V81H103ZM112 80V82H110ZM220 80H222L221 82H219ZM227 80H228V85H227ZM38 81V82H37ZM49 81V82H48ZM57 81H58V83H57ZM85 83H84V82ZM99 81V82H98ZM215 81V82H214ZM218 81V82H217ZM225 81H226V83H225ZM2 82H4V84L2 83ZM26 82V83H25ZM29 82H32L31 84H33L32 86H31V84L29 83ZM36 82H37V84H36ZM47 83L46 85H47V87H46V85H44V83ZM55 82V83H54ZM59 82H61V83H59ZM88 82H90V83H88ZM97 82V83H96ZM223 82V84H220V83H222ZM35 83V84H34ZM41 83V84H40ZM52 83V85L51 86H49L50 84ZM65 84V85H63V84ZM94 83V84H93ZM95 83H96V85H95ZM100 83V84H99ZM105 83H106V85L108 86H106L105 85ZM214 83V84H213ZM227 85V87H226V85ZM244 83V84H243ZM9 84V85H8ZM15 84V85H14ZM28 84V85H27ZM41 86H40V85ZM54 84H58L57 86L56 85H54ZM60 84V85H59ZM62 84V85H61ZM101 84H102V86H101ZM117 84V85H116ZM217 84V85H216ZM245 84H246V86H245ZM38 85V86H37ZM79 85V86H78ZM82 85V86H81ZM103 85L104 86H106V89H105V87H103ZM214 85V87H212ZM223 85V86H222ZM242 85V86H241ZM10 86V87H9ZM28 86H30V87H28ZM44 86V87H43ZM49 86V87H48ZM53 86H54V88H53ZM61 86V87H60ZM86 86V88L88 87H90L89 88V91H88V88H87V90H85L86 88H84V87ZM121 86V87H120ZM209 86V87H208ZM248 86V87H247ZM252 86V87H251ZM12 87V88H11ZM38 87H39V89H38ZM43 87V89H41ZM57 87V88H56ZM58 87L60 88V89H58ZM65 87V88H64ZM67 87H68V90H67ZM79 87V88H78ZM96 87H99V88H96ZM101 87V88H100ZM102 87H103V89L104 90H108V91H104L103 89H102ZM120 87L121 89H118V88ZM220 87V88H219ZM221 87H222V90H221ZM245 87V88H244ZM11 88V89H10ZM23 88H24V90H23ZM28 88V89H27ZM45 88L47 89H49V91H47V90H45ZM58 89L59 91H60V93H62L63 94V98H65L64 100H63V103L65 104V103H68V102H66V101H69V103L68 104H66V105H64L63 104V106H62V108H60L59 110H57L56 112H52V113H49V114H44L47 118V120H45L44 118H45V116L44 115H38V116H36V117H38V118H34V119H32L33 121H35V122H33V124H35V125H33L34 126V131L32 130H30V129H27V128H25V124H26V122L24 123V121H26V120H28V117L30 116V115H32V114H30V113H32L33 112V110H34V108H36V106H38L39 105V103H40V100H43V98L46 96V94L48 93V92H50L52 89ZM122 88H125V89H122ZM219 89V90H216V89ZM227 88V89H226ZM241 88L243 89L242 91H241ZM247 88V89H246ZM249 88V89H248ZM30 89H32V90H30ZM35 89V90H34ZM38 89V90H37ZM51 89V90H50ZM79 89V90H78ZM84 89V90H83ZM98 89H99V91H98ZM100 89L103 91H100ZM113 89V90H112ZM126 89H128V90H126ZM153 91H155V92H153ZM244 89H246V90H244ZM27 90H29V91H27ZM33 90H34V92H33ZM77 90V91H76ZM91 90H93V93H92V91ZM95 90V91H94ZM204 90H206V91H208V92H206V91H204ZM221 90V91H220ZM226 90V91H225ZM248 90V91H247ZM249 90H251L252 91V93H250L251 91H249ZM22 91L23 92H26V93H22ZM44 91H47L46 92V94H45V92ZM67 91V92H66ZM73 92V91H76V92H73V93H71V92ZM83 91H85V92H87V94L84 92L83 93ZM90 91H91V93H90ZM113 91H115V93H118V94H120V95H118V94H115ZM118 91V92H117ZM124 91H126L127 92V95H125L126 94V92H123ZM128 91H129V94H128ZM194 91V92H193ZM198 91V92H197ZM201 91V92H200ZM204 91V92H203ZM217 91H219V92H217ZM229 91V92H228ZM231 91V92H230ZM232 91H234V92H232ZM15 92H17V93H15ZM44 92V93H43ZM94 92H96L95 94H94ZM99 92V93H98ZM102 92V93H101ZM108 92H109V94L110 95H107L108 94ZM121 92V93H120ZM143 94H142V93ZM149 92H151V93H149ZM215 92H217V93H215ZM19 93H21L23 96H21ZM28 93H30L29 95H27ZM99 95H98V94ZM103 93H105V95H107V97L103 94ZM112 93H114V94H112ZM139 93H140V96H139ZM145 93H146V96H145ZM154 93L156 94L155 96H153L154 97V99L152 98V94L154 95ZM162 93H164V95L165 96H167V94H168V96L167 97H163V94ZM166 93V94H165ZM185 93V94H184ZM204 93V94H203ZM210 93H213V94H210ZM221 93V94H220ZM224 93H226V95L224 94ZM233 93V94H232ZM250 93V94H249ZM253 93H255V94H253ZM258 93V94H257ZM18 94V95H17ZM45 94V95H44ZM70 95L69 96V98H68V100H67V97L68 96H65V95ZM77 94V95H76ZM80 94L81 95H84V96H86V98L84 97V96H81L82 98L81 99H85V100H81L80 99ZM97 94V95H96ZM113 95V97H112V95ZM133 94V95H132ZM135 94H137V95H135ZM178 95L177 97H180L179 99L176 97V96H174V95ZM193 94V96H191ZM203 95V97H202V95ZM210 94V95H209ZM228 94H229V96L231 97V96H233V97H235V98H230L229 96H228ZM231 94V95H230ZM252 94V95H251ZM20 95V96H19ZM24 95H25V97H24ZM32 95V96H31ZM36 95V96H35ZM42 95L44 96L43 98H42ZM76 95V96H75ZM91 95H92V97H91ZM95 97H94V96ZM123 95V96H122ZM129 95V96H128ZM144 95V96H143ZM185 95V96H184ZM190 95V96H189ZM195 95V96H194ZM200 95V96H199ZM208 95V96H207ZM214 95V96H213ZM218 95V96H217ZM236 95V96H235ZM241 95V96H240ZM256 95V96H255ZM12 96V97H11ZM26 96H28V97H26ZM39 96H40V98H39ZM88 96H90V97H88ZM96 96H97V98H96ZM101 96V97H100ZM103 96V97H102ZM118 96V97H117ZM138 97V98H136L137 100H138V102H135V101H137L136 99H135V97ZM149 96H150V98H149ZM174 98V100H176L175 101V103H174V105H173V100H172V97ZM196 96H197V98H196ZM199 96V97H198ZM219 96H220V98H219ZM258 96V97H257ZM16 97V98H15ZM24 99H23V98ZM31 97V98H30ZM39 98L40 100H38V101H36V98ZM74 97V98H73ZM106 97V98H105ZM112 97V98H111ZM116 97V98H115ZM122 98L123 100H121L120 98ZM127 99H126V98ZM133 97V98H132ZM141 99H140V98ZM144 97V98H143ZM146 97V98H145ZM148 97V98H147ZM155 97H156V99H155ZM159 97V98H158ZM162 97V98H161ZM170 97H171V99H170ZM201 97V98H200ZM206 97V98H205ZM215 97V98H214ZM222 97V98H221ZM227 97H229V98H227ZM255 98V100H254V98ZM33 98V99H32ZM72 98V99H71ZM75 98H76V100H75ZM78 98V99H77ZM94 98V99H93ZM104 98V99H103ZM118 98V99H117ZM128 98H130V100H131V102H130V100L128 99ZM158 98V99H157ZM168 98V99H167ZM196 98V99H195ZM212 98V99H211ZM238 98V99H237ZM243 98V99H242ZM259 98H261V99H259ZM19 99V100H18ZM35 99V100H34ZM90 99H92V100H90ZM99 99V100H98ZM103 99V100H102ZM117 99V100H116ZM120 99V100H119ZM133 99H135V101L133 100ZM143 99H144V101H143ZM150 99H152V101L150 100ZM161 99H162V105H161ZM164 99H166L165 101H164ZM186 99H189V100H186ZM201 99V100H200ZM203 99V100H202ZM211 101H210V100ZM216 99V100H215ZM225 99V100H224ZM231 101H230V100ZM18 100V101H17ZM20 100H22V101H20ZM26 100H28V101H26ZM95 100V101H94ZM133 100V101H132ZM148 100H149V105H148V103H147V105H146V102H148ZM170 101V102H168V101ZM178 100H181V101H178ZM183 100V101H182ZM199 100V101H198ZM216 101L217 103H215V102H213V101ZM220 100H222V101H220ZM223 100H224V103H223ZM234 102H233V101ZM252 100L254 101V102H252ZM259 100H262L261 102L259 101ZM20 101V102H19ZM31 101V102H30ZM82 103V105L84 106V105H86V103L87 104H89V105H92V103H97V105L99 104V106H98V108H96V109H89V111L87 110H85V109H83V107H82V105L79 103ZM101 101H103L102 102V104L104 103L105 105L106 104H109V102H111L110 103V105L108 106V108H107V105H106V108H104L105 107V105L104 106H102V104H101ZM105 101V102H104ZM120 102V103H122V104H120V103H118V102ZM124 101H125V103H126V101H127V103L125 104L124 103ZM154 101H156V102H154ZM192 101V102H191ZM196 101V102H195ZM201 101V102H200ZM206 103H205V102ZM242 101V102H241ZM256 101H258V102H256ZM13 102V103H12ZM15 102V103H14ZM18 102H19V104H21V105H18ZM34 102V103H33ZM36 102V103H35ZM37 102H38V105H35V104H37ZM71 102V103H70ZM74 102V103H73ZM89 102V103H88ZM92 102V103H91ZM114 103V105H112L111 106V104H113ZM143 102V103H142ZM144 102H145V104H144ZM164 102V103H163ZM165 102L167 103V105L165 106ZM176 102H177V104H176ZM180 102H182V103H180ZM189 102V103H188ZM204 102V103H203ZM228 102V103H227ZM232 102H233V104L235 105V106H233V104H232ZM256 102V103H255ZM13 104V107H12V104ZM79 103V104H78ZM118 103V104H117ZM137 103V104H136ZM153 105H152V104ZM156 103V104H155ZM158 103V104H157ZM160 103V104H159ZM186 103V104H185ZM189 104V107H187L188 106V104ZM191 103V104H190ZM200 103V105H199V108H196L197 106H198V104ZM209 103V104H208ZM215 103V104H214ZM219 103V104H218ZM222 103V104H221ZM261 103V104H260ZM7 104V105H6ZM8 104H9V106H8ZM16 104V105H15ZM29 104V105H28ZM34 105V106H32V105ZM70 104V105H69ZM116 104V105H115ZM155 104V105H154ZM168 104H170V105H168ZM195 104V105H194ZM207 104V105H206ZM225 104V105H224ZM232 104V105H231ZM240 104H244L243 106L242 105H240ZM260 104V105H259ZM263 104V105H262ZM15 105V106H14ZM18 105V106H17ZM23 105H25V107L23 106ZM28 105V106H27ZM102 107H101V106ZM126 105V106H125ZM132 105H136V107L137 106H139V107H137V108H139L138 110H139V113H138V110L136 109V107H135V109H134V107L132 106ZM143 105H144V107H143ZM153 107H152V106ZM158 105V106H157ZM191 105V106H190ZM205 105V106H204ZM211 105V106H210ZM216 106V107H218V108H216V107H213V106ZM222 106V108H221V106ZM239 107H238V106ZM249 105V106H248ZM256 105H259V106H256ZM29 106H31V107H29ZM68 106V108H66V107ZM70 106H72L71 108H70ZM75 106V107H74ZM77 106V107H76ZM116 106H118V108L116 109L115 107ZM121 106H122V109H121ZM127 106H128V108H127ZM129 106H130V108H129ZM163 106H165V107H163ZM167 106H172V107H167ZM175 106H176V108H175ZM186 106V107H185ZM193 106V109H195V114H191V113H194V110L191 108ZM194 106H196L195 108H194ZM228 106V107H227ZM9 109H8V108ZM12 107V108H11ZM14 107H16L17 108V110H16V108H14ZM20 107V108H19ZM24 107V108H26V109H24V110H28L27 112L26 111H24L22 108ZM34 107V108H33ZM66 109H65V108ZM101 107V108H100ZM110 107H113L112 108V110H109V109H111ZM124 107V108H123ZM126 107V108H125ZM133 107V108H132ZM143 107V108H142ZM180 107V108H179ZM181 107H182V109H181ZM203 107V108H202ZM225 107V108H224ZM241 107V108H240ZM263 107V108H262ZM18 108H19V110H18ZM29 108V109H28ZM31 108V109H30ZM79 108V109H78ZM81 108V109H80ZM115 108V109H114ZM134 110H132V109ZM146 108V109H145ZM154 110H153V109ZM167 108V109H166ZM209 108V109H208ZM210 108L212 109V110H210ZM221 110H220V109ZM234 108V110H232ZM240 109V110H238V109ZM243 108V109H242ZM250 108V109H249ZM65 109V110H64ZM69 109H70V112L72 113H70V112H68L69 111ZM73 109V110H72ZM76 109V110H75ZM97 109H98V115H97ZM101 109V110H100ZM103 109V110H102ZM125 109H126V113H125ZM129 109V110H128ZM171 109V110H170ZM177 109V110H176ZM179 109V110H178ZM188 109H192L191 111L189 110V111H187ZM200 109V110H199ZM206 109V110H205ZM227 109H228V112H227ZM235 109H237V111L235 110ZM244 109H246V111L244 110ZM249 109V110H248ZM6 110V111H5ZM11 110H12V112H11ZM14 110V111H13ZM20 110H22V112L20 111ZM64 110V112H62ZM82 110V111H81ZM93 110V111H92ZM105 110H107V111H105ZM122 111V110H124V111H122L124 114H126V116L123 114H121V112H119L120 114H118V111ZM131 110L133 111V114H132V112H131ZM136 110V111H135ZM147 110V111H146ZM149 110H152L151 112L149 111ZM155 110H157L158 111V113H157V111H155ZM162 110V112L164 111L165 113H168L169 111L171 112H169V114L167 115V114H165L164 112V114H161L162 112H159V111H161ZM168 110V111H167ZM182 110V111H181ZM187 112H186V111ZM225 110V111H224ZM4 111H5V113H8L9 114V117H8V115L7 114H5L4 113ZM18 112L19 113V115H18V113H16V112ZM77 113H76V112ZM84 111H85V114H87V115H85V116H83V114H84ZM92 111V112H91ZM102 111V112H101ZM148 111H149V113H148ZM167 111V112H166ZM172 111H174V112H172ZM178 111V112H177ZM184 111H185V113H184ZM193 111V112H192ZM197 111H199V112H197ZM203 111V112H202ZM223 111V112H222ZM239 111H241V112H239ZM250 113H249V112ZM11 112V113H10ZM73 112H75V113H73ZM100 112H101V114H100ZM105 112V113H104ZM111 112V114H109V113ZM136 112V113H135ZM142 112V113H141ZM147 112V113H146ZM154 112H156V113H154ZM178 114V117H177V114ZM180 112H182L181 113V115H180ZM210 112V113H209ZM213 114H212V113ZM239 114H238V113ZM254 112H255V115H257V114H259V115H257V116H255L254 115ZM2 113H4V115L2 114ZM15 113L18 115H15ZM27 113V115H25V116H23L24 114H26ZM66 114V116H63V115H65ZM71 115V121H72V123L70 122V115ZM79 113V114H78ZM82 115H81V114ZM95 113V114H94ZM104 113V114H103ZM113 113V114H112ZM115 113V114H114ZM152 113L154 114V116L152 115ZM176 114V118H175V114ZM190 113V114H189ZM200 113V114H199ZM216 115H215V114ZM237 113V114H236ZM248 113V114H247ZM262 113V114H261ZM52 114V116H50ZM58 116V117H56V115ZM60 114L62 115V116H60ZM92 114V115H91ZM106 114V115H105ZM129 114V115H128ZM141 116H140V115ZM155 114H158V115H160V116H157V115H155ZM171 114H173V115H171ZM182 114L184 115V117L182 116ZM185 114H186V116H185ZM208 114L209 116H206V115ZM210 114H212L211 116H213V118L210 116ZM218 114V115H217ZM224 114V115H223ZM225 114H227V115H225ZM247 114V115H246ZM252 114V115H251ZM11 115V116H10ZM73 115L75 116V117H77L76 119H75V117H73ZM80 115V116H79ZM95 115V116H94ZM101 115H104V118H102V116ZM107 115H109V119H107L106 117H107ZM115 116L116 117V119H114L115 117H111V116ZM139 115V116H138ZM150 115H152V116H150ZM167 115V116H166ZM192 115V116H191ZM215 115V116H214ZM4 116H5V118H4ZM15 116V117H14ZM17 116V117H16ZM20 116L23 118V117H26L25 119L26 120H22V121H20V119H22V118H20ZM44 116V117H43ZM54 116V117H53ZM79 116V117H78ZM82 116V118H80ZM86 116H89L88 118H89V121H88V119H87V117ZM100 116V117H99ZM119 116H120V119H119ZM121 116L123 117L122 119H121ZM132 116V117H131ZM136 116V117H135ZM148 117V119H147V117ZM150 116V117H149ZM166 116V117H165ZM170 116H171V118H170ZM173 116H174V118L175 119H173ZM188 116V118H186ZM204 116V117H203ZM218 116V117H217ZM238 116H240V117H238ZM249 118H248V117ZM253 116V117H252ZM7 117V118H6ZM11 117H14V119L12 118L11 119ZM43 117V118H42ZM51 117H53V118H51ZM56 117V118H55ZM62 118V119H64V117H66L64 120H60V118ZM95 117H99L98 119H100L99 121L103 124V125H101V123L98 121V119H96ZM140 117V119L142 118H144L143 120L141 119H138ZM156 118V119H154V118ZM163 117H165V118H163ZM193 117V118H192ZM202 117V118H201ZM207 117V118H206ZM210 117V118H209ZM215 117V118H214ZM224 117V118H223ZM257 117V118H256ZM3 118H4V120H3ZM40 118H41V120H40ZM49 118H51V120H53L54 118V120L53 121H48L49 120ZM74 118V119H73ZM80 118V119H79ZM92 118H94V119H92ZM129 118H132V119H129ZM135 118H137L136 120H135ZM151 118H153V120H151ZM161 118L163 119V120H161ZM166 118H167V120H166ZM168 118H170V119H168ZM184 118H186L185 120H184ZM190 118V119H189ZM251 118H253V119H251ZM255 118V119H254ZM6 119H7V121L8 122H5L6 121ZM9 119V120H8ZM36 119V120H35ZM103 119H105L104 120V123H106L107 121H110V122H107L106 124H104L103 123ZM114 119V120H113ZM118 119V120H117ZM145 119H147V120H145ZM165 119V120H164ZM194 119H196V120H194ZM204 119H206L207 121L204 123ZM208 119H211V120H209L208 121ZM212 119H214V120H212ZM218 119V120H217ZM220 119L222 120V122H221V125H220V122H218V121H220ZM239 119V120H238ZM250 119V120H249ZM43 120V122H41ZM61 122H60V121ZM74 120V121H73ZM76 120H77V122H76ZM79 120H81V121H85V122H81V121H79ZM94 120V121H93ZM97 120V121H96ZM112 120L114 121V122H112ZM116 120V121H115ZM159 120H160V122H159ZM168 120H170V121H168ZM172 120V121H171ZM173 120H174V122H173ZM183 120V121H182ZM198 120H199V122H198ZM200 120H201V122H200ZM204 120V121H203ZM243 120H244V122H243ZM254 120V121H253ZM258 120H260V122L258 121ZM56 121H59V123L58 122H56ZM67 121V122H66ZM90 121H92V126L91 125H89V124H91V122ZM95 121L98 123H96L95 124ZM106 121V122H105ZM118 121H120V122H118ZM138 121H141V122H143V123H141V122H138ZM145 121V122H144ZM148 121V122H147ZM150 121H152V122H150ZM163 121H165V122H163ZM175 121H177V122H175ZM178 121H180L179 123H178ZM186 121V122H185ZM192 122V125L193 126H191V123L190 122ZM196 121V122H195ZM202 121H203V123H202ZM211 121V122H210ZM232 122V123H230V122ZM233 121H235V122H233ZM261 121H262V124H261ZM10 122V123H9ZM15 122H17V123H15ZM21 122V123H20ZM41 123V124H39L38 125V123ZM45 122H48V123H46L45 124ZM50 122V123H49ZM54 124H53V123ZM62 122H63V125L64 126H62ZM66 122V123H65ZM80 122V123H79ZM94 122V123H93ZM118 122V123H117ZM127 122L128 123H130V124H128V126H130L129 128H128V126H127ZM131 122H132V124H135V125H133V127H131L132 126V124H131ZM163 122V123H162ZM170 122H173V123H170ZM187 124H185V123ZM219 124H218V123ZM226 122H227V124H226ZM253 122H254V124H253ZM5 123H9L8 125L6 124V125H4ZM22 123H23V126H22ZM73 125L74 123L75 124H77V125H73V126H75V128L71 125V124ZM83 123V124H82ZM110 123V124H109ZM115 125H119V127H118V125L117 126H114V124ZM151 123H152V125H151ZM157 124V123H159V125L157 124V126L160 128H158L155 124ZM168 123V125L170 124V126H166V124ZM183 123H184V125H183ZM200 123V124H199ZM207 123V124H206ZM216 125L215 127L212 125ZM234 123V124H233ZM260 123V124H259ZM13 124H14V126L16 125V127L18 128V129H16V127H12L13 126ZM44 124H45V126H44ZM56 124L59 126H57L56 127ZM88 124V125H87ZM121 124H122V126H121ZM123 124H124V126H123ZM142 124H145V125H142ZM150 124V125H149ZM202 124V125H201ZM211 124V125H210ZM231 126H230V125ZM234 126H233V125ZM246 124V125H245ZM19 127H18V126ZM21 125V126H20ZM42 125H43V128L41 129V127H42ZM48 125H50V126H52V128L51 127H49ZM56 127H54V126ZM60 125L62 126V127H60ZM71 127H70V126ZM85 125V126H84ZM89 126V127H91L92 129L95 127V126H97L96 128H94L93 129V131L91 132V130H89L90 128L89 127H87V126ZM98 125L99 126H101V128H99L98 127ZM108 125V126H107ZM113 125V126H112ZM137 125H138V127L139 128H141V129H139L138 127H137ZM147 125V131H146V126ZM162 126V128H161V126ZM171 125H174L173 127H174V130H173V127H171ZM180 125H181V127L183 128H181L180 127ZM197 125H199V126H197ZM219 125V126H218ZM223 125V126H222ZM239 125V126H238ZM251 125V126H250ZM4 126V127H3ZM7 126H9V127H7ZM39 126V127H38ZM77 126V127H76ZM105 126V127H104ZM111 126V127H110ZM143 127V130H142V127ZM156 126V127H155ZM179 126V127H178ZM190 126V127H189ZM203 126V127H202ZM207 126V127H206ZM211 126H213V127H211ZM218 126V127H217ZM221 126V127H220ZM244 126V127H243ZM248 127L247 129L245 128V127ZM250 126V127H249ZM9 129H7V128ZM22 129H21V128ZM37 129H36V128ZM64 127V129H62ZM66 127H68V129H65ZM73 127V129H71ZM80 127V128H79ZM85 127V128H84ZM104 129H103V128ZM107 127H108V129H110L109 131L111 132V134L109 133V131H107L108 129H107ZM121 127H122V129H121ZM136 127H137V129H136ZM153 127V128H152ZM165 127H167L166 129H165ZM169 127H171V128H169ZM178 127V128H177ZM199 127V128H198ZM262 127V128H261ZM12 128V130L10 131V129ZM49 128V131L47 130ZM58 128H60V130H58ZM82 128V130H80ZM87 128H89L88 130H87ZM113 128L115 129H117V130H113ZM123 128L126 130V131H124L123 130ZM178 130H177V129ZM187 128V129H186ZM193 128V129H192ZM210 129V131L208 130V129ZM242 128H243V130H242ZM256 128H258L257 130H256ZM4 129V131L2 132V130ZM25 129V130H24ZM36 129V130H35ZM43 129H45V130H43ZM51 129H53L52 131H51ZM56 129V130H55ZM61 129L63 130V132H65V133H67L66 135L61 131ZM73 131H71V130ZM76 131H75V130ZM78 129V130H77ZM84 129V130H83ZM97 129H98V131H97ZM99 129H101V130H99ZM107 129V130H106ZM122 130V131H120V130ZM129 129V130H128ZM130 129H131V131H130ZM135 129V130H134ZM149 129H151V130H149ZM152 129H153V131H152ZM159 129V130H158ZM176 129V130H175ZM185 129V130H184ZM190 129H191V131H190ZM201 129H203V130H201ZM211 129H213V131L211 130ZM219 129V130H218ZM222 129H224V130H222ZM229 129H231V130H229ZM241 129V130H240ZM246 129V130H245ZM250 129V130H249ZM16 130V131H15ZM19 130H21V131H19ZM26 130H27V132H26ZM39 130H41V131H39ZM58 130V132H59V134L61 135V134H63L62 135V137L58 134V132L56 133V131ZM68 130V131H67ZM85 130H87V133H86V131ZM112 130V131H111ZM129 132H128V131ZM134 130V131H133ZM140 130V131H139ZM155 130H157V131H155ZM181 130V131H180ZM188 130V132H186ZM193 130H195V131H193ZM199 130V131H198ZM201 130V131H200ZM207 130V131H206ZM234 130H238V131H234ZM260 130H261V132H260ZM7 131V132H6ZM17 131H19V133L17 132ZM23 131H25V132H23ZM29 131H30V136H28L29 135ZM36 131H38V133H40L39 135L37 134V132ZM45 131V132H44ZM71 131V132H70ZM77 133H75V132ZM84 131V132H83ZM96 131V132H95ZM104 131H105V133H104ZM155 131V132H154ZM160 131V132H159ZM171 131V132H170ZM174 131V132H173ZM198 131V132H197ZM215 131V132H214ZM230 131V132H229ZM233 131H234V133H233ZM253 131V132H252ZM259 131V132H258ZM12 133V135L14 136V134H16V132L18 133V134H20L19 136L17 135H15L14 136V138H13V136L11 135V133ZM20 132H22V133H20ZM50 132H51V134H50ZM68 132H69V134H68ZM91 132V133H90ZM99 132H101V133H99ZM109 133V135H112V137L110 136V140H109V135H108V133ZM113 132H114V135H113ZM119 134H118V133ZM121 132V133H120ZM122 132H125L124 134H122ZM128 132V133H127ZM130 132H132L131 134H130ZM137 134H135V133ZM140 132V133H139ZM143 132V133H142ZM145 132H147V133H145ZM153 132H154V134H153ZM159 132V133H158ZM165 132V133H164ZM173 132V133H172ZM180 132H182V133H180ZM187 133V134H184V133ZM190 132H191V134H190ZM194 132V133H193ZM201 132H203V134L201 133ZM206 132V133H205ZM258 132V133H257ZM2 133H5L4 135H2ZM9 133V135L11 136V139L12 140H10V136L9 135H7ZM43 133V134H42ZM48 133V134H47ZM55 133V134H54ZM76 135H75V134ZM79 133V134H78ZM81 133V134H80ZM90 133V134H89ZM117 133V134H116ZM126 133L128 134L127 136L129 137H126ZM134 133V134H133ZM142 133V134H141ZM150 133V134H149ZM153 135H152V134ZM164 133V134H163ZM169 133V134H168ZM177 133H179V134H177ZM196 133L197 134H199V135H196ZM201 133V134H200ZM212 133V134H211ZM232 133V134H231ZM257 135H256V134ZM22 134V135H21ZM26 134V135H25ZM28 134V135H27ZM47 134V135H46ZM51 136H50V135ZM82 134H86V135H82ZM94 134V135H93ZM122 134V135H121ZM130 134V135H129ZM158 134V135H157ZM161 134H162V137H161ZM172 134V135H171ZM183 134V135H182ZM189 134H190V136L191 135H193V136H189ZM194 134H195V136H198V137H195L194 136ZM205 134H207V135H205ZM217 134V135H216ZM251 135L252 134V136H249V135ZM260 135V137H259V135ZM8 137H7V136ZM25 137H24V136ZM35 135H38V136H35ZM42 135H44V136H42ZM49 135V136H48ZM56 135V136H55ZM57 135L59 136V137H57ZM70 135V136H69ZM75 135V136H74ZM80 135V136H79ZM89 135V136H88ZM92 135V136H91ZM97 135V136H96ZM99 135H100V137H99ZM104 137H106L107 136V138H108V140H107V138H103V136ZM106 135V136H105ZM116 135H118V136H120V137H118V136H116ZM134 135H136V136H133ZM142 136V137H140V139H139V136ZM150 137V139L148 138V136ZM153 137H152V136ZM160 135V136H159ZM165 135V136H164ZM167 135V136H166ZM175 135V137L177 136L178 137V139H177V137L175 138V137H173ZM181 135V136H180ZM185 135V136H184ZM209 135H212V136H210L209 137ZM214 135H216V137L214 136ZM232 135V136H231ZM238 135V136H237ZM240 135V136H239ZM245 135V136H244ZM247 135H248V137H247ZM21 136L24 138L23 139V141H22V138H21ZM30 138H28V137ZM50 137V138H48V137ZM65 136V137H64ZM79 136V137H78ZM87 136V137H86ZM96 136V137H95ZM114 136V137H113ZM116 136V137H115ZM123 136V137H122ZM138 136V137H137ZM147 138H146V137ZM168 136H169V138H168ZM180 136V137H179ZM183 136V137H182ZM201 138H200V137ZM205 136V137H204ZM214 136V137H213ZM217 136H218V138H217ZM256 136V137H255ZM6 140H8L7 142L5 141V139ZM19 137V138H18ZM33 137V138H32ZM35 137V138H34ZM38 137V138H37ZM39 137H40V139H39ZM51 137H54L55 138V140H56V142H55V140L53 139V138H51ZM57 137V138H56ZM70 137H72V138H70ZM73 137H74V139H73ZM77 137V138H76ZM84 139H83V138ZM89 137H91V138H89ZM96 139H95V138ZM99 137V138H98ZM102 137V138H101ZM131 137H133V138H131ZM143 137H145L146 139H148V141H146L145 140V138L143 139ZM152 137V138H151ZM166 137V138H165ZM173 139H172V138ZM181 137H182V139H181ZM185 137H186V139H185ZM195 137V138H194ZM212 137V138H211ZM250 137V138H249ZM27 140H26V139ZM38 140H37V139ZM45 139V141L43 140V139ZM77 140H76V139ZM78 138H80V139H78ZM93 138H94V140H93ZM112 138V139H111ZM118 138V139H117ZM122 138H124L123 140H122ZM126 138V139H125ZM142 138V139H141ZM157 138V139H156ZM160 138V139H159ZM162 138H164V139H162ZM170 138H171V140H170ZM184 138V139H183ZM214 138V139H213ZM255 138V139H254ZM13 139H15L16 141L18 140V139H21V141L20 140H18L19 141V143L18 142H15V140H13ZM30 141H29V140ZM35 139V140H34ZM51 139H53V140H51ZM58 139V140H57ZM64 141H63V140ZM68 139H70V141L68 140ZM82 139L84 140V141H82ZM97 139H98V141H97ZM100 139V140H99ZM102 139V140H101ZM105 139V140H104ZM128 139H130V142H129V140ZM132 139V140H131ZM177 139V140H176ZM193 139V140H192ZM196 139V140H195ZM201 139V140H200ZM250 139H251V141H250ZM261 139V140H260ZM12 141V142H14V143H12V142H10V141ZM25 140V141H24ZM32 140H34V142H32ZM49 140V141H48ZM63 141V143H64V145L62 144V141ZM65 140L68 142V144H66L67 142H65ZM73 140H75V141H72ZM80 140V141H79ZM92 142H91V141ZM111 140H113V142L111 141ZM124 140H125V142H124ZM140 140V141H139ZM145 140V141H144ZM159 140V141H158ZM173 140V141H172ZM181 140H182V142H181ZM185 142H187V140H188V142L187 143H185ZM200 140V141H199ZM212 140H214V141H212ZM225 140V141H224ZM227 140V141H226ZM239 140V141H238ZM246 140V141H245ZM249 140V141H248ZM258 140V141H257ZM5 141V142H4ZM43 141V142H42ZM52 141H54L53 142V144L51 143ZM90 143H89V142ZM104 143H103V142ZM105 141H106V144H108V145H106L105 144ZM118 142L117 144H116V142ZM121 141H123L122 143H121ZM132 141V142H131ZM136 141H138V142H136ZM156 141V142H155ZM161 141V142H160ZM172 141V142H171ZM176 141V142H175ZM191 141H193L192 143H191ZM210 141V142H209ZM242 141V142H241ZM23 142H25V144L27 145L28 144V146H31V147H33V150H32V148L30 147H27L26 146V149H25V144L23 143ZM28 142V143H27ZM32 142V143H31ZM36 142V143H35ZM48 142H50V143H48ZM77 142V143H76ZM79 142H81V143H79ZM84 142L86 143V144H84ZM96 142V144H93V143H95ZM97 142L99 143H103L102 145L99 143V144H97ZM115 142V143H114ZM127 142H128V144H127ZM142 142V144H140ZM150 142H152L151 144H150ZM154 142H155V144H154ZM158 142H160V143H158ZM165 142V143H164ZM170 142H171V144H170ZM175 142V143H174ZM184 142V143H183ZM198 142V143H197ZM201 142H203V143H205V144H202ZM208 142L210 143V145L208 144ZM223 142V143H222ZM226 142V143H225ZM232 142H234L233 144H231ZM255 142V143H254ZM1 143L2 144H4L5 146H6V144H7V147H4V145H1ZM31 143V144H30ZM40 143H42V145L40 144ZM49 148H47V147H45V145ZM57 143V145H55ZM74 145H72V144ZM83 143V144H82ZM117 145V147H116V145H115V147H114V145ZM121 143V144H120ZM126 143V144H125ZM162 143V144H161ZM164 143V144H163ZM168 145H167V144ZM179 143V144H178ZM208 145H207V144ZM214 143H217V145L216 144H214ZM225 143V144H224ZM229 143H230V145H229ZM240 143H241V145H240ZM243 143V144H242ZM246 144V146H245V144ZM11 144H14V145H9ZM19 144V145H18ZM23 144V145H22ZM39 144H40V146H39ZM49 144L51 145V147H49ZM72 145L70 148H72V150H73V148L74 147H76V149L75 150H73V151H75V152H73V151H70L71 149L68 147L69 145ZM76 144H78L77 146H76ZM90 144L91 145H93V146H90ZM120 144V145H119ZM129 144H135V145H129ZM140 144V145H139ZM147 144V145H146ZM151 145V147H150V145ZM153 144V145H152ZM176 144V145H175ZM198 144H199V146L201 147H199L198 146ZM238 144V145H237ZM249 144V145H248ZM20 145H21V147H20ZM62 145L63 146H66V147H62ZM81 146V149H80V146ZM84 145H88V146H84ZM111 145H112V147H111ZM118 145L120 146V148L118 147ZM124 145H126L124 148H126V149H122V146ZM146 145V146H145ZM155 145V146H154ZM159 145V146H158ZM165 145V146H164ZM169 145H171V146H169ZM186 145V146H185ZM195 145V146H194ZM197 145V146H196ZM203 145V146H202ZM204 145H206V146H204ZM212 145H214V146H212ZM220 145V146H219ZM224 145H226V146H224ZM229 147H228V146ZM243 145V146H242ZM261 145V146H260ZM5 148H3V147ZM15 146V147H14ZM22 146H24V149H23V147ZM52 146H54L53 148H52ZM101 146V147H100ZM108 146V147H107ZM149 146V147H148ZM163 146V147H162ZM169 146V147H168ZM177 146H178V148H177ZM180 146H182V149H181V147ZM187 147V148H185V147ZM241 146V147H240ZM256 147V149H258V150H256L255 149V147ZM258 146V147H257ZM13 147V148H12ZM37 147V148H36ZM38 147H39V149H38ZM57 147H58V149H57ZM60 147V148H59ZM85 147V150L88 152L87 154L86 153H84V152H86V151H84V148ZM93 148V149H91V148ZM103 147H107L106 149H103ZM146 147V148H145ZM153 147V148H152ZM159 147H161V148H159ZM167 149V150H169L168 152H170V153H168L167 152V150H165V148ZM172 147H175L174 149L172 148ZM194 147V148H193ZM203 147V148H202ZM209 147H213L212 149L211 148H208ZM218 147V148H217ZM250 147V148H249ZM255 149H253V148ZM262 147V148H261ZM11 149L12 148V150H6V149ZM17 148H18V150H17ZM31 149V152H29L30 150L29 149ZM34 148H36V150H38V151H36V150H34ZM43 148V149H42ZM45 148H47V152L44 150ZM61 148H63L64 150H63V152H61L62 151V149ZM78 148V149H77ZM90 148V149H89ZM99 148V149H98ZM102 148V149H101ZM116 148V149H115ZM135 148V149H134ZM141 149V151H140V149ZM171 148V149H170ZM184 148V149H183ZM192 148V149H191ZM198 148H199V150H198ZM205 148H207L208 150H206ZM217 148V149H216ZM244 148H245V150H244ZM247 148V149H246ZM262 149V150H260V149ZM15 149V150H14ZM28 149V150H27ZM61 149V150H60ZM69 151H67V150ZM80 149V150H79ZM82 149H83V151H82ZM97 149V150H96ZM109 149H111L110 151H109ZM136 149H137V151H136ZM138 149H139V151H138ZM149 149H152V150H149ZM155 149V150H154ZM162 149V150H161ZM173 149V150H172ZM180 149H181V151H180ZM196 149V150H195ZM215 149V150H214ZM20 150V151H19ZM25 152H24V151ZM40 150V151H39ZM43 150H44V152H43ZM48 150H49V152H51V153H48ZM77 150V151H76ZM79 150V151H78ZM89 150V151H88ZM94 152H93V151ZM99 150V151H98ZM103 150H104V152H103ZM107 151V154H104V153H106V151ZM115 152H114V151ZM120 150V151H119ZM123 150H125L124 152H122ZM154 150V151H153ZM178 150V151H177ZM187 150V151H186ZM218 150V151H217ZM260 150V151H259ZM1 151H2V153H4L3 154V156H2V153H1ZM3 151H5V152H7L6 154H5V152H3ZM8 151H10V153L8 152ZM15 153L16 151H19V152H16L15 153V155L18 153V155H14L13 153ZM58 151V152H57ZM65 151L68 153V155L69 156H67L66 154H65ZM91 151L94 153H91ZM98 151V152H97ZM100 151H102V152H100ZM127 151V152H126ZM133 151V152H132ZM165 151H166V155L167 154H169V156L167 155V158H166V155H165ZM194 151V152H193ZM200 151H202V153L200 152ZM205 151H206V153H205ZM211 151H213V152H211ZM215 151V152H214ZM226 151V152H225ZM253 151V152H252ZM256 151V152H255ZM258 151V152H257ZM262 151V152H261ZM22 152H24V153H26L27 154V152H29V158H27V156L25 155V156H23V159H22V155H24V153L23 154H21ZM35 153L34 154V156L36 157V158H34V156H32V154L31 153ZM38 152V153H37ZM57 152V154H55V156H54V153H56ZM99 152H100V154H99ZM110 152V153H109ZM113 152V153H112ZM117 152V153H116ZM131 152V153H130ZM136 152H138V153H136ZM142 152H144V153H142ZM155 152L157 153V154H155ZM174 152V153H173ZM179 152H180V155H179ZM183 152V153H182ZM187 152V153H186ZM189 152V153H188ZM196 152V153H195ZM200 152V153H199ZM247 152H248V154H247ZM260 152V153H259ZM11 153H12V155H14L13 156V158L12 159H14V158H17V159H14L13 161L15 162V163H18V161L19 160H21V161H19V165L18 164H13L14 162L12 161L11 163H9V161H11L12 159H11ZM37 153V154H36ZM42 153V154H41ZM48 153V157L47 156H45L46 154ZM58 153H60L61 155H59ZM63 153H64V155H63ZM84 153V154H83ZM89 153H91L92 155L90 156L91 158H89L88 156H89ZM102 153V154H101ZM122 153V154H121ZM129 153V154H128ZM142 153V154H141ZM148 153H150V154H148ZM162 155V157L164 158H162L161 156H160V154ZM176 153V154H175ZM192 153V155H189V154H191ZM195 153V154H194ZM198 153V154H197ZM214 153V154H213ZM251 153V154H250ZM7 154H10V157H8L9 159H11V160H9V161H7L6 159H7ZM30 154H31V156H30ZM38 154H41V155H44V156H41V155H38ZM52 154H53V156L56 158V159H54V157L52 156ZM73 154V155H72ZM75 154V155H74ZM80 154V155H79ZM84 155V156H81V155ZM114 156H113V155ZM115 154H117L116 156H115ZM120 154V155H119ZM133 156H132V155ZM136 154V155H135ZM144 154V155H143ZM146 154V155H145ZM175 154V155H174ZM177 154H178V156H177ZM182 154V155H181ZM196 156H194V155ZM200 154V155H199ZM211 154V155H210ZM258 154V155H257ZM6 155V156H5ZM28 155V154H27ZM58 155V157H56ZM67 157H66V156ZM78 157H77V156ZM109 155V156H108ZM111 155V156H110ZM119 155V156H118ZM122 155H123V157H122ZM142 155H143V157H142ZM150 155V156H149ZM152 155V156H151ZM183 155H185V156H183ZM187 155H189V156H187ZM211 157H209V156ZM245 155V156H244ZM257 155V156H256ZM5 156V157H4ZM17 156H21L20 158H18ZM40 156V157H39ZM49 156H51V158L49 157ZM62 156H65L66 157V161H68V164L66 163L65 164V162H64V160H65V157L63 158ZM72 156V157H71ZM73 156H74V158H73ZM76 156V157H75ZM80 156L82 157L81 159H80ZM104 156V157H103ZM107 156V157H106ZM128 156V157H127ZM131 156V157H130ZM135 156V157H134ZM149 156V157H148ZM156 156V157H155ZM158 156H160V157H158ZM186 157V158H181V159H184V161L182 162L181 161V159H180V157ZM199 156V157H198ZM208 156V157H207ZM253 156V157H252ZM3 157H4V159H3ZM26 157V158H25ZM37 157H39V158H37ZM43 157V158H42ZM47 157V158H46ZM59 157H60V159H61V161H63V162H61L60 161V159H59ZM69 157V158H68ZM95 157V158H94ZM107 159H106V158ZM108 157H109V159H108ZM117 157V158H119V159H117V161H116V159L115 158ZM121 157V158H120ZM129 157H130V159H129ZM140 157V158H139ZM168 157H169V159H168ZM173 157V158H172ZM176 157V158H175ZM192 157V159H190ZM203 157H205L204 159H202ZM214 157V158H213ZM228 159H227V158ZM247 157H248V160H247ZM261 157V159H259ZM6 158V159H5ZM31 158H32V161L30 162V160H31ZM45 158V159H44ZM68 158V159H67ZM101 158L103 159H106V161L104 160H101ZM145 159V160H142V159ZM147 158H149L150 160H148ZM178 158V159H177ZM210 158V159H209ZM231 158V159H230ZM238 158V159H237ZM242 160H241V159ZM251 158V159H250ZM257 158V159H256ZM25 159V160H24ZM38 159H39V161H40V163H39V161H38ZM47 159H50L49 160V163H51V164H49L48 163V160ZM76 161V163L74 164V160ZM80 159V160H79ZM110 159L111 160H113L112 162L110 161ZM115 159V160H114ZM127 161L128 159V161H130V165H132V167L129 165V162H128V164H126L127 162L125 161V160ZM134 159V160H133ZM136 159V160H135ZM140 159V160H139ZM154 159H156L155 161H154ZM161 159V160H160ZM167 159V160H166ZM172 159H173V161H175V159H177L176 161L177 162H173L172 161ZM186 159H188V160H186ZM190 159V160H189ZM213 159V160H212ZM219 159H220V161H219ZM253 159H255V160H253ZM34 160V161H33ZM44 160H47V161H44ZM55 160H56V162H55ZM59 160V161H58ZM70 160V161H69ZM78 160V161H77ZM83 160H84V162H83ZM85 160H88L87 161V163H86V161ZM89 160H91V161H89ZM100 160V161H99ZM111 162V164H110V162ZM118 160H119V165L117 164L118 163ZM122 160V161H121ZM132 160V161H131ZM148 160V161H147ZM153 162H152V161ZM162 160H164V161H162ZM171 160V161H170ZM196 160V161H195ZM209 160H212V162L211 161H209ZM222 160V161H221ZM225 160V161H224ZM227 160V161H226ZM234 160V161H233ZM245 160V161H244ZM257 160V161H256ZM260 160V161H259ZM28 161V162H27ZM36 161H38L37 163H35ZM52 161V162H51ZM73 161V165H75L74 166V168H72L73 167V165H71L72 163H70V162H72ZM81 161V162H80ZM95 161V162H94ZM107 161L109 162L108 163V165H107ZM141 161V163H143V164H139L138 162H140ZM150 161V162H149ZM158 161H160V162H158ZM180 161V162H179ZM190 161V162H189ZM194 161H195V163H194ZM202 161V162H201ZM207 161H209V163L207 162ZM214 161V162H213ZM219 161V162H218ZM244 161V162H243ZM25 162V163H24ZM33 162V163H32ZM42 162V163H41ZM60 164H59V163ZM80 164H78V163ZM115 162H116V164H115ZM125 162V163H124ZM132 162V163H131ZM135 162V163H134ZM146 164H145V163ZM148 162V163H147ZM187 162H189V163H187ZM198 162V163H197ZM223 162V163H222ZM229 162H230V164H229ZM232 162V163H231ZM241 162V163H240ZM260 162V163H259ZM23 163V164H22ZM31 163V164H30ZM44 163L46 164V163H48V165H44ZM52 163H53V165L55 166V169L53 168V169H51L52 167H54V166H50V165H52ZM56 163H58V165H59V168H60V166L63 168V170L60 168L59 170H60V172L58 171H56L57 170V164ZM83 163V164H82ZM88 165V167H87V165ZM106 163V164H105ZM114 163V164H113ZM150 163V164H149ZM157 163V164H156ZM161 165H160V164ZM168 163H169V166H168ZM178 163V164H177ZM185 163V164H184ZM191 163H193V164H191ZM200 163V164H199ZM227 163V164H226ZM245 163V164H244ZM7 164H9L8 166H7ZM20 164H22V165H20ZM26 164V168L24 167V165ZM35 164H37V166L39 165V164H41L40 166H42L43 167V165H44V167H43V169H42V167H40V166H36ZM43 164V165H42ZM71 165V166H68V165ZM76 164H78V165H76ZM139 164V165H138ZM164 164V165H163ZM176 164V165H175ZM184 164V165H183ZM195 164V165H194ZM196 164H198V165H196ZM201 164H203L202 166H201ZM213 164H215V165H217V166H214ZM223 164V165H222ZM226 164V165H225ZM232 164V165H231ZM236 164V165H235ZM239 164H240V166H239ZM244 164V165H243ZM256 165V167H255V165ZM12 165H13V167H12ZM29 165V166H28ZM63 165H64V167L65 166H68V167H65L66 169L67 168H70L69 170H66L64 167H63ZM115 165H116V167H115ZM122 165V166H121ZM135 165H136V167H135ZM146 165H147V167H146ZM152 165V166H151ZM153 165H155V166H153ZM158 165H160V166H158ZM171 165V166H170ZM181 165H183V168H182V166L180 167ZM189 165H191V167L189 166ZM194 165V166H193ZM206 165H208V166H206ZM212 165V166H211ZM2 166H3V168H2ZM12 167L13 169H11V168H9V167ZM16 168H15V167ZM18 166H22V167H24L23 169H21L20 167L18 168ZM30 166H32L31 168L33 169H35V171H34V169H33V171H32V169L30 168ZM34 166H36V167H34ZM78 166V167H77ZM84 166H86L85 167V169L86 170H84ZM91 166V167H90ZM97 166V167H96ZM99 166H100V168H99ZM110 166V167H109ZM124 166V167H123ZM139 166V167H138ZM156 166H157V168H156ZM161 166L163 167V170H164V168H165V171H163L162 170V168H161ZM168 166V167H167ZM173 166V167H172ZM192 166L194 167V168H192ZM196 166H197V168H196ZM199 166H200V169H199ZM214 166V167H213ZM227 166V167H226ZM246 166V167H245ZM7 168L8 167V171H7V169L5 170V168ZM30 168V169H28V168ZM49 167H51V168H49ZM76 167V168H75ZM95 167V168H94ZM108 167V168H107ZM123 167V168H122ZM131 167V168H130ZM134 167V168H133ZM141 167V169H139ZM144 168V170H143V168ZM169 167H171V168H169ZM177 167V168H176ZM184 167H185V169H184ZM229 167H231V168H229ZM249 167V168H248ZM254 167V168H253ZM49 168V169H48ZM82 168V169H81ZM91 168V169H90ZM97 168V169H96ZM106 168V169H105ZM119 168H121V169H119ZM131 169V171H130V169ZM148 168V169H147ZM150 168V169H149ZM157 170L156 172H155V170ZM158 168L159 169H161V170H158ZM180 168H182L181 170H180V172L178 171ZM203 168V169H202ZM206 168V169H205ZM223 168V169H222ZM243 168V169H242ZM251 168V169H250ZM258 170H257V169ZM3 169V171L1 172V170ZM10 169V170H9ZM15 169H16V171H18L19 173H21L20 171H22V175H20L18 172H16L15 171ZM21 169V170H20ZM26 171H25V170ZM46 169V170H45ZM79 169V170H78ZM124 169V170H123ZM147 169V170H146ZM172 169L174 170L173 171V173L171 172L172 171ZM178 169V170H177ZM202 169V174L200 173L201 170ZM208 169V170H207ZM210 169V170H209ZM225 169H227V170H225ZM242 171V170H244V171H242V172H239L240 170ZM246 169V170H245ZM40 172H39V171ZM44 170H45V173H43L44 172ZM49 170H50V172H49ZM55 172H57V174L56 175H54L53 176V174H55L54 173V171ZM76 172H75V171ZM81 170H83V172L81 171ZM88 170H89V172L91 171V170H93L92 172H88ZM114 170V171H113ZM118 170L120 171V172H118ZM130 173V174H128V175H131V176H128L127 175V171ZM142 170V171H141ZM151 171V173L153 174V175H151V173H150V171ZM154 170V171H153ZM169 170H171V171H169ZM189 170V171H188ZM193 170V172H191V171ZM194 170H195V173H194ZM252 170V171H251ZM254 170V171H253ZM260 170H262V171H260ZM7 171V172H6ZM12 172V174L10 175V172ZM31 171V172H30ZM43 171V172H42ZM47 171H48V175L46 174L47 173ZM51 171H53V174H52V172ZM73 171V172H72ZM84 171H86V172H84ZM97 171V172H96ZM102 171V172H101ZM122 171V172H121ZM125 171H126V173H125ZM134 171H135V173H134ZM137 171H140V172H137ZM147 171H149V172H147ZM155 172V173H157V174H155L154 175V173L153 172ZM159 171V172H158ZM186 171V172H185ZM199 171V172H198ZM231 171V172H230ZM234 171V172H233ZM260 171V173H258ZM9 172V173H8ZM14 172H16V174L14 173ZM23 172H25V173H23ZM41 172H42V174L45 176V178H47V180L44 178V176L43 175H41ZM78 172V173H77ZM79 172H80V174H79ZM89 174H88V173ZM94 172V173H93ZM101 172V173H100ZM106 172V173H105ZM114 172V173H113ZM124 172V173H123ZM134 173V174H132V173ZM137 172V173H136ZM167 174H166V173ZM169 172H170V174H172V175H170L169 174ZM179 172V173H178ZM208 174H207V173ZM223 172V173H222ZM226 172V173H225ZM228 172V173H227ZM255 172V173H254ZM257 172V173H256ZM1 173H5V176L6 175H8V176H6L7 178L5 179V176H4V174H2L3 176H2V178H1ZM30 174V176L29 177H27L28 176V174ZM40 173V174H39ZM58 173H59V175H60V177L58 176ZM63 173H65V174H63ZM72 173L74 174V175H72ZM106 175L107 174V176H105L104 174ZM118 173H123L122 175H120V174H118ZM142 173H143V175H142ZM146 173V174H145ZM148 173H149V175H148ZM159 173H162V176H161V174H159ZM176 173V174H175ZM185 173H186V178L184 177V175H185ZM230 173V174H229ZM247 173V174H246ZM251 174V175H249V174ZM25 174V179H24V177H23V175ZM33 174H34V176H33ZM39 175L38 177H37V175ZM46 174V175H45ZM51 174V175H50ZM61 174H63L62 176L64 177V175L66 176V178L64 177V179H63V177L61 176ZM69 176H68V175ZM96 174H97V176H100V175H102L104 178L105 177H108V178H105V179H103V177L101 176L100 178L98 177L97 178V176H96ZM112 174H115V175H112ZM128 176H126V175ZM137 174V175H136ZM164 174V175H163ZM174 174H175V176H177V177H175L174 178ZM182 174H184V175H182ZM196 174V175H195ZM209 174H211V175H209ZM232 174V175H231ZM258 176H257V175ZM263 174V175H262ZM15 175H16V177H15ZM42 176V178H41V176ZM109 175V176H108ZM120 175V176H119ZM125 175V176H124ZM134 177H133V176ZM135 175H136V177H135ZM147 175V176H146ZM169 177V179H168V177ZM170 175V176H169ZM179 175H182L181 177L179 176ZM199 175V176H198ZM207 175V176H206ZM254 175V176H253ZM11 176H12V179H11V181H10V178H11ZM21 178H20V177ZM55 176H57V177H59V178H57L56 180L58 181V183H57V181H55ZM70 178V180L72 181H70L69 180V178ZM78 176V177H77ZM87 176V178H85ZM94 176V177H93ZM114 177V180H115V183H114V180H113V177ZM116 176L118 177H120V179L119 178H116ZM123 176H124V178H123ZM150 176V177H149ZM153 178H152V177ZM157 176H159L160 178H162V180H160L159 179V177H157ZM165 176H166V178H165ZM189 176V177H188ZM196 176V177H195ZM202 176V177H201ZM244 176V177H243ZM14 177V178H13ZM34 178V179H31V178ZM37 177V178H36ZM40 177V178H39ZM50 177H51V179H50ZM53 177V178H52ZM76 177V178H75ZM89 177V178H88ZM90 177H91V179H90ZM93 177V178H92ZM95 177L97 178V179H95ZM131 177L132 178H134V179H131ZM139 177H140V179H139ZM148 177H149V179H148ZM157 177V178H156ZM171 177H173L174 179H172L171 180ZM191 177V178H190ZM257 177V178H256ZM17 178V179H16ZM22 180H20V179ZM109 178H112V181H111V179H109ZM142 178H145V179H142ZM147 178V179H146ZM154 178H156V180L154 179ZM184 178V179H183ZM188 178V179H187ZM199 178V179H198ZM203 178V179H202ZM207 178V179H206ZM211 178V179H210ZM256 178V179H255ZM3 179V180H2ZM28 179H31V180H33V185H34V188H36V186L38 185H40L41 184V182H45V185H43V187H45V186H49V184H53L54 185V182H55V184H56V186H57V188L58 187H60V188H58V189H56L55 187V185H54V189L53 188H50L51 187V185L49 186V187H46V188H42V186L40 185L39 186V188H38V191H37V188L36 189H34L33 188V185H32V181L31 180H28ZM37 179V180H36ZM38 179H39V181H38ZM42 179H44L43 181H42ZM54 180V182H53V180ZM59 179H61V182H63L64 184H65V182L67 181V182H69V183H67L66 182V186H73V187H77L76 186V183L77 182H79V183H81V185L79 184V183H77L79 186H78V188H73L72 189V187L70 188L71 189V191H69L70 189L68 188V187H65V185H63L62 186V184H61V182L59 181ZM79 179V180H78ZM101 179V181H99ZM107 179H109V180H107ZM118 179V180H117ZM125 179V180H124ZM159 179V180H158ZM176 179V180H175ZM179 179V180H178ZM181 179V180H180ZM193 179H194V181H193ZM206 179V180H205ZM15 180H17V181H21L20 183L19 182H17V183H19V184H17L16 182V184L14 183V182H12V181H15ZM35 180V181H34ZM62 180H64V181H62ZM69 180V181H68ZM76 180V182H75V184H74V181ZM83 180V181H82ZM85 180V181H84ZM104 180V181H103ZM116 180H117V183H116ZM123 180H124V182H123ZM127 180V181H126ZM130 180V181H129ZM154 180V181H153ZM158 180V181H157ZM168 180V181H167ZM175 180V181H174ZM185 180L187 181V183L188 184H186L185 183ZM189 180V181H188ZM192 180V181H191ZM201 182H199V181ZM205 182H204V181ZM208 180V181H207ZM224 180V181H223ZM248 180V181H247ZM252 180V181H251ZM30 182L31 183V187H30V183H25V182ZM40 183H38V182ZM81 181V182H80ZM98 181V182H97ZM108 183H107V182ZM132 181H133V183H132ZM145 181V182H144ZM155 181H156V183H155ZM167 183H166V182ZM177 181H179V182H177ZM181 181V182H180ZM212 181V182H211ZM228 181V182H227ZM233 181V182H232ZM262 182V183H260V182ZM10 182H12V183H10ZM22 182H23V185H22V187H20V186H18V185H21L22 184ZM37 183L36 185H35V183ZM44 182L42 183V184H44ZM48 182H49V184H48ZM51 182H53V183H51ZM86 183L85 184V186L84 185H82V184H84V183ZM100 182H102L101 184H100ZM104 182H106V183H104ZM110 182H112V184H110ZM121 182H122V184H121ZM176 182V183H175ZM192 182H194V183H192ZM211 182V183H210ZM223 182V183H222ZM259 182V183H258ZM10 183V184H9ZM72 183V184H71ZM100 186H103V184H104V186L103 187H99V185ZM124 183V184H123ZM130 183V184H129ZM158 183L160 184V185H158ZM170 183V184H169ZM172 183H174L175 184V187H172L174 184H172ZM179 183H180V185H179ZM192 183V184H191ZM197 185H196V184ZM199 183V184H198ZM234 183V184H233ZM237 183V184H236ZM248 183V184H247ZM57 184H61V186H58ZM107 184H108V186H107ZM138 184L140 185V186H138ZM147 184H148V186H147ZM165 184H166V186H165ZM177 184V185H176ZM186 185V187H185V185ZM201 184V185H200ZM262 184V185H261ZM8 185V186H7ZM11 186V188H10V186ZM13 185V186H12ZM18 186V187H14V186ZM25 185H26V188H24L25 187ZM28 185H29V188H28ZM53 185H52V187H53ZM87 185H89L88 187H90V188H92L93 189V187H94V189L93 190H90V188H88V187H86ZM91 185V186H90ZM111 186V188H110V186ZM112 185H113V187H114V190L112 189L113 187H112ZM114 185H116V186H114ZM121 185V186H120ZM135 185H137L136 187H135ZM152 185V186H151ZM164 185V186H163ZM168 185L169 186H171L173 189H171V187H168ZM195 185V186H194ZM198 185L200 186V190L201 189H205V190H199V188H198ZM204 185H209V187L208 186H204ZM261 185V186H260ZM93 186V187H92ZM162 186V187H161ZM176 186H179V187H176ZM182 186H184V187H182ZM187 186H189V187H187ZM201 186H203V187H205V188H203V187H201ZM234 186H235V188H234ZM236 186H238V187H236ZM259 186V187H258ZM63 187H65L66 188V190H65V188H63ZM106 187V188H105ZM107 187H108V189H107ZM118 187H120L121 189H123V190H121V189H118V190H116V191H118V193L115 191V189H117ZM123 187V188H122ZM125 187H126V189H129L128 191L130 192H128L126 189H125ZM128 187V188H127ZM131 187V188H130ZM135 187V188H134ZM141 187V188H140ZM168 187V188H167ZM210 187H211V189H210ZM215 187V188H214ZM223 187V188H222ZM225 187V188H224ZM241 187H242V189H241ZM245 187V189H243ZM256 187V188H255ZM6 188H8V189H6ZM10 188V189H9ZM22 188H24V190H25V192L24 193H26L25 195H24V193H23V190H22ZM50 188V189H49ZM62 188V189H61ZM104 188V189H103ZM133 188V189H132ZM140 188V189H139ZM144 188H146V190L144 189ZM151 190H150V189ZM152 188H154L153 190H155V192L152 190ZM161 188V189H160ZM172 190L171 192H170V189ZM185 188V189H184ZM187 188V189H186ZM195 189V191H194V189ZM207 188H209L208 190H207ZM239 190H238V189ZM15 189V190H14ZM16 189H17V191H16ZM31 189H33L32 191H31ZM42 189V190H41ZM48 189V190H47ZM83 189H85V190H83ZM89 189V190H88ZM101 189L102 190H104V191H102L101 192ZM107 191H106V190ZM137 189V190H136ZM184 189V190H183ZM193 189V190H192ZM198 189V190H197ZM5 190H7V191H5ZM18 190H20L19 192H18ZM27 190V191H26ZM37 192H36V191ZM39 190H41L40 192H41V194L42 193H44V192H47V193H45L46 194V196H43V195H45V194H40L39 196H38V194L37 193H40L39 192ZM43 190H45V191H43ZM47 190V191H46ZM57 190H59L58 192H56ZM73 190H75V191H73ZM78 190H81L80 191V193H81V195H80V193H79V191ZM83 190V191H82ZM86 190H88V192L86 191ZM95 190H96V192H97V190L99 191V192H101V193H96V195H95ZM111 190H112V192H111ZM127 192H126V191ZM133 190H136V194H135V192L133 191ZM144 190L146 191V192H144ZM148 190V191H147ZM159 190V191H158ZM169 190V191H168ZM176 190H177V195H174V194H176ZM180 192H179V191ZM187 190H188V192H187ZM190 190H191V194L192 193H194V194H190ZM241 190V191H240ZM9 191H10V193H11V196L9 195ZM13 191H16V192H13ZM50 191V192H49ZM54 193H53V192ZM62 191V192H61ZM73 191V192H72ZM92 191V192H91ZM121 191H124L123 193L121 192ZM149 191H151V192H153V193H149ZM163 191H164V193H163ZM166 191V192H165ZM175 191V192H174ZM198 191H200L201 193H199ZM204 191H206V192H204ZM208 191L210 192V193H208ZM255 191V192H254ZM20 192H22L21 194H20ZM29 192H31L30 194L32 195V196H30L29 195ZM49 192V193H48ZM52 192V193H51ZM58 193L57 195H56V193ZM59 192H61V193H59ZM74 192H76L75 194L77 195V197H75L76 195L74 194ZM90 192V193H89ZM108 192H109V194H108ZM114 192H116V193H114ZM145 194H144V193ZM159 192V193H158ZM168 192H170V194L168 195ZM184 192V193H183ZM186 192V193H185ZM214 192V193H213ZM216 192L218 193V194H216ZM15 193V194H14ZM37 195H36V194ZM50 193L52 194V198H50ZM88 193H89V195H88ZM112 193V194H111ZM158 193V194H157ZM162 193V194H161ZM166 193V194H165ZM182 193V194H181ZM198 193H199V195H198ZM239 193V194H238ZM252 195H251V194ZM17 194V195H16ZM18 194H20V195H18ZM23 194V195H22ZM34 194V195H33ZM54 194V195H53ZM87 194V195H86ZM104 194V195H103ZM114 194H116V195H114ZM125 194H127V196L125 195ZM134 194V195H133ZM137 194H139L138 196H137ZM143 194H144V197H143ZM147 194V195H146ZM151 194V195H150ZM154 194V195H153ZM162 196H161V195ZM203 194H205V195H203ZM208 194V195H207ZM210 194L212 195V196H214V197H219L218 199L217 198H213L212 196H210ZM222 196H221V195ZM22 195V196H21ZM29 195V197L30 198H32L33 196L35 197L34 198V200H33V198L32 199H30V198H28L27 196ZM62 197H61V196ZM79 195V196H78ZM84 195V196H83ZM93 195V196H92ZM138 197V198H136V196ZM147 196V198H146V196ZM157 197H156V196ZM163 195H164V197H163ZM180 195V196H179ZM201 195H203V196H201ZM207 195V196H206ZM216 195V196H215ZM256 195H257V197H259V198H255L256 197ZM7 196H9V199H8V197ZM16 196V197H15ZM18 196V197H17ZM40 196H42V198H43V200H42V198L40 197ZM53 196H54V198H53ZM57 196H59V197H57ZM65 196V197H64ZM74 196V197H73ZM83 196V197H82ZM135 196V197H134ZM142 196V197H141ZM151 196H153V197H151ZM169 197V198H165V197ZM187 198H186V197ZM195 196H197V197H195ZM198 196H199V198H198ZM210 196V197H209ZM223 196H224V198H223ZM262 196H263V198H262ZM7 197V198H6ZM22 197H26V199L25 198H22ZM38 197V198H37ZM45 197V198H44ZM55 197H57V198H55ZM66 197H68L67 199H65ZM133 197V198H132ZM141 197V198H140ZM149 197V198H148ZM156 197V198H155ZM161 197V198H160ZM174 197V198H173ZM182 197H184V198H182ZM194 197V198H193ZM209 199H208V198ZM212 197V198H211ZM231 197V198H230ZM11 198V199H10ZM15 198H16V201L18 200V199H20V201L18 200L17 202H15ZM22 198V199H21ZM40 198V199H39ZM47 198H48V200L50 201H48L47 200ZM62 198V199H61ZM63 198H64V200H65V203L63 202ZM91 198V199H92ZM132 198V199H131ZM140 199L139 201L138 200H136V199ZM142 198L143 199H146V201L145 200H143L142 201ZM161 199V200H163V201H161V200H159V199ZM163 198V199H162ZM182 200V202L184 203V204H186L185 206L180 202V200ZM195 198H197V199H195ZM206 198H207V200H206ZM211 198V199H210ZM224 199V200H221V199ZM6 199V200H5ZM24 199V203L22 202V200ZM37 199V200H36ZM38 199L40 200L39 201V203H38ZM52 199H54V200H52ZM90 199V198H89ZM134 199V200H133ZM158 199V200H157ZM169 199V200H168ZM175 199V200H174ZM199 199V200H198ZM216 199V200H215ZM225 199H226V201H225ZM253 199H255V200H257L258 199V201L256 202L255 200H253ZM260 199V200H259ZM9 201V203H8V201ZM32 200V201H31ZM45 200V202L43 203V201ZM47 200V201H46ZM56 200V201H55ZM59 200V201H58ZM62 200V201H61ZM148 200H149V202H148ZM152 200V201H151ZM154 200H156L155 202H154ZM164 200H166V201H164ZM210 200V201H209ZM211 200L214 202V201H219L220 200V202H214V204L216 203V205H218V206H216V205H214L213 204V202H211ZM238 202H237V201ZM12 201H14L13 203L15 204H13L12 205V203H10V202H12ZM28 201V202H27ZM31 201V202H30ZM51 201H53V203L51 202ZM169 201V202H168ZM171 201V202H170ZM174 203H173V202ZM200 201V202H199ZM201 201H202V203H201ZM205 201V202H204ZM221 201H223V202H221ZM236 201V202H235ZM262 201V202H261ZM20 204H19V203ZM28 203V205H27V203ZM30 202V203H29ZM33 202H34V204H36L37 203V205H33ZM47 202V203H46ZM57 202V203H56ZM60 202V203H59ZM145 202V203H144ZM162 204H161V203ZM165 202V204H163ZM190 202V203H189ZM197 202V203H196ZM224 202H227V204L226 203H224ZM18 203V204H17ZM21 203H22V205L23 204H25V205H23L24 207H22L21 208ZM42 203H43V205H49L48 207L49 208H51L52 207V209H49L46 205V209L44 208V206L42 205ZM51 203H52V205H51ZM147 203V204H146ZM156 205H155V204ZM158 203H159V205H161L162 207L160 208V206L158 205ZM170 203H171V205H170ZM177 203V204H176ZM179 203V204H178ZM199 203V204H198ZM205 203H208V205H206ZM213 205H211V204ZM6 204H7V206H6ZM19 205L20 206V208L17 206V205ZM30 204H31V206H30ZM55 204V205H54ZM58 206H57V205ZM173 204H175L174 205V207L172 208V206H173ZM187 204H188V207H187ZM194 204V205H193ZM196 204H198V205H196ZM209 204H210V206H209ZM219 204H221V205H219ZM236 204V205H235ZM240 204V205H239ZM10 205V206H9ZM11 205H12V207H11ZM27 205V207H25ZM43 206V207H41V206ZM56 206V208L54 209V206ZM151 205V206H152ZM168 205H170L169 206V208H168ZM179 205H181V206H179ZM190 205V206H189ZM191 205H193V206H191ZM201 205V206H200ZM248 205V206H247ZM7 208H6V207ZM35 206V208L33 209V207ZM40 207L41 208V210L39 209V211L41 212H38V209H37V207ZM166 206L167 207V209H166V207L164 208V207ZM200 206V207H199ZM204 206H207V207H204ZM216 206V207H215ZM229 206V207H228ZM3 207V208H2ZM5 207V208H4ZM10 207V208H9ZM15 207V210L16 209H18V211L16 210V212H14V208ZM28 207H30V208H28ZM176 207H177V209H178V211L176 210ZM179 207H180V209H179ZM187 207L188 209H190V211L192 212V210H193V208H194V210H193V212H192V214L190 213V212H188L187 210V208L185 209V208ZM192 207V208H191ZM202 207V208H201ZM211 207H213V208H211ZM242 207V208H241ZM10 210H9V209ZM11 208H12V210H11ZM24 208H26V209H28V210H26V209H24ZM214 208H216V210L214 209ZM218 208L221 210H218ZM227 208H228V211H227ZM240 210H239V209ZM21 209H23V212L21 213V216H20V212L22 211ZM30 209V210H29ZM34 211H33V210ZM46 211H49V213H45L44 214V212H46ZM55 211H54V210ZM58 209V210H59ZM164 209H166V210H164ZM174 209V210H173ZM184 209V210H183ZM210 209V210H209ZM223 209H224V211H223ZM229 209H230V211H229ZM245 209V210H244ZM25 210L28 212L29 211V214L27 213V212H25ZM33 212H32V211ZM37 210V211H36ZM53 210V211H52ZM170 210H171V212H170ZM176 210V211H175ZM184 212H183V211ZM186 210V211H185ZM213 210V211H212ZM218 210V211H217ZM12 211V212H11ZM31 211V212H30ZM51 211V212H50ZM180 211V212H179ZM195 211H197V214L195 213ZM214 211H216V212H214ZM223 211V212H222ZM227 211V212H226ZM243 211V212H242ZM18 212V213H17ZM176 212V213H175ZM185 214V216L182 214ZM207 214H206V213ZM212 212H214V213H212ZM222 212V213H221ZM6 215H5V214ZM7 213H9L8 215H7ZM10 213H11V217H10ZM23 213H27V214H25V215H27V217L26 216H24V214ZM36 213V214H35ZM38 213V214H37ZM179 215H178V214ZM199 213V214H198ZM212 213V214H211ZM228 213H230V214H228ZM16 214H18V215H16ZM23 214V215H22ZM31 214V215H30ZM34 214V215H33ZM171 214V215H170ZM182 214V215H181ZM194 214V215H193ZM207 216H206V215ZM211 216V215H214V216H209V215ZM223 214V215H222ZM239 214V215H240ZM14 215V216H13ZM30 215V216H29ZM33 215V216H32ZM37 215V216H36ZM39 215V216H38ZM192 215V216H191ZM198 215L200 216L199 218H198ZM202 215H203V217H202ZM229 215V216H228ZM181 216V217H180ZM184 216V217H183ZM16 217V218H15ZM21 217V219H22V221H21V219L19 220L18 218H20ZM194 218V220H191V219H193ZM202 217V218H201ZM204 217H206V218H208V219H206V218H204ZM7 218V219H6ZM12 218V219H11ZM15 218V219H14ZM25 220H24V219ZM27 218H29V219H27ZM179 218V219H178ZM183 218V219H182ZM186 218V219H185ZM189 218H190V220H189ZM201 218V219H200ZM204 218V219H203ZM3 219V220H2ZM16 219H18V221L16 220ZM205 219H206V221L208 222H206L205 221ZM10 220V221H9ZM15 220L17 221V222H15ZM186 220V221H185ZM4 221H5V224H4ZM10 223H9V222ZM13 221V222H12ZM20 221V222H19ZM194 221V222H193ZM19 222V223H18ZM6 223H9L8 225L6 224ZM15 224V226H14V224ZM18 223V224H17ZM3 224H4V226L6 227H4L3 226ZM10 225V226H9ZM4 227V228H3ZM5 229L6 230V232H5V230H3V229ZM11 228V229H10ZM13 228V229H12ZM9 229L11 230V231H9ZM3 232H5L6 234H4ZM9 233V234H8ZM4 235V236H3ZM7 236V237H6ZM4 239H6L5 241H3ZM8 240V241H7ZM7 242V243H6ZM1 244H2V246H1ZM5 248H4V247ZM4 248V249H3ZM2 251V252H1ZM3 255V256H2Z\"/></svg>", "mask_w": 264, "mask_h": 264}]
</instances>
